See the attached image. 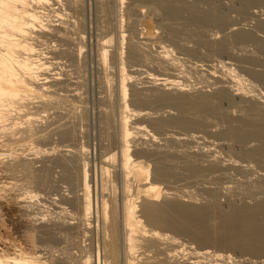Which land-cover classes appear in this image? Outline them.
<instances>
[{"label":"bare ground","instance_id":"bare-ground-1","mask_svg":"<svg viewBox=\"0 0 264 264\" xmlns=\"http://www.w3.org/2000/svg\"><path fill=\"white\" fill-rule=\"evenodd\" d=\"M50 1L51 0H0V157H1L0 158V165H1L0 166V171H1L0 175L3 177H6V178L19 177L20 175H27V176L29 175L28 176L30 178L29 180L32 179V181H33V180H36L37 175L40 174L34 170V166H36L35 163H38L36 161V160H38V158H39V161H42L45 157H50L49 160H47L49 163L59 165V166H63L64 168H69L70 163L75 162L77 165L76 167L79 169V172H80V174L76 173L77 168H74V169H76L75 173L79 174V176H78L79 180L76 178L77 183H75L76 184V189H74L75 194H74L73 198L71 197L72 200L70 197H69L70 198L69 199L68 196L66 195L68 193H65V195L67 196V197L65 196V198L63 197L64 195L60 196V198L62 197L64 199L63 200L61 198L63 201H65L66 198H68L69 201H71L70 206L69 207L67 206L70 210L73 209V208H70L72 201H73V206H75V209L72 211H74V212L72 213V211H69L68 208L64 209L65 204H63V203H62V205L64 207L62 205H61L62 207L60 205H57L58 203L56 205L54 203V205H53V207H55V208L57 207V210L58 209L60 211L66 210V213H63V212H61V213L63 216L67 214L68 215V216L66 215L67 218L69 217L68 220H72V222L65 221L62 218L63 216L61 215V213L59 214L60 211L57 213V215L54 214L56 211L55 212L51 211L53 213V215L51 214V216L56 215V221H59L58 219H60V222L62 221L61 223H59V222L55 223V221H54L55 219L53 220L54 217H52V219L49 218V216L47 217L46 212H45V216L47 218H49V220H47V221H49V222H50V220L53 221V222L51 221V223H53L52 225L57 226V224H58V226H60L61 228L62 227L65 229L67 228L68 229L67 231H69V230L73 231V234L75 236L78 235L77 234V232H78L80 235H82V237L80 235H78L79 236L78 238L84 237V239L86 237H87L86 239H90V238L94 237V236H91V234H92V232H94V230L92 231V229H93L92 224L95 223V220L93 222L90 219H96L95 225L96 224L97 225L95 227H96L97 231L94 228L95 233H93V234L94 235L96 234V237H98L100 235V240H97L96 237L93 239L96 240V243L100 241V244L97 243L98 246L96 244V250L98 251L100 248V251H98V252L96 251L97 252V255H95L96 259H94L92 257L93 256L92 255L93 250L91 248L90 249L87 248V246H89V244L85 247L88 250L92 251L91 253L89 251V253L92 256L87 253L88 250L86 248H85L86 252H84L85 251L83 249L84 247L81 248L83 246L82 244H80V246L82 245L81 247L76 245L78 238L74 237V235H73L72 240H74L76 238L77 239L75 241H69V242L76 243L74 245L76 250L73 248L74 246H72L71 250L73 252H74V250L80 251V253L78 252L79 254L76 252V254H78L80 256L76 255V256H78V257H76L74 255L75 252L73 253L70 250V246L72 244L69 242L66 243V241H64V239H66V237H64V238L62 237V238H59V240L64 241L66 246L68 244L69 249H68V247H67V249L69 250V252H71V254L73 253L72 255H74L75 257L71 256L70 254H69L70 255L69 256L68 255L69 252H67V250H65L67 252V254L65 253L64 249L66 248V246H65V248H63L62 247L63 245L61 246L58 244L60 246V249L63 248L61 250L64 251V254H63V251L61 252L60 250H58L59 248L57 247L58 242L56 243V241H57L56 238H55L56 241L55 242L53 241L54 242L53 245H55V243H56L55 247H57L58 249H56V248H54V249L58 250L60 253H57L58 251L56 252V250H54L56 252V254L53 253L52 251H50L51 252L50 257L52 258L51 259L48 255L49 252H45L46 255H48L47 257H49L51 259V261H54L55 262L54 264H264V200L254 203L253 206L252 205L251 206L243 205L242 209L238 208L240 206H237L235 204H230L229 205L230 208H228V211L223 212V210H222L223 203H221L222 207H220L221 204L219 203L220 204L219 205L218 204L219 201L218 202L216 201V195L214 194L215 193L214 189L211 188L212 191H214V192L211 191L212 193H210L209 198H211V199L207 202L205 201L206 202L205 204L202 202L203 205H202V203L198 204V202H197V204L199 205V206H197V204H195L196 202L192 203L193 202L192 197H189L188 194H184L188 190L190 191V189H188L187 191L185 190L186 191L185 192L184 191L185 188L184 189L182 188V186L184 185L183 184V185H181V187L178 186L181 190H177L183 195L182 196L183 202L173 201L172 199L166 200L164 202H160L159 201L160 199H162V200H163V198L168 199L170 196L174 197L177 193L175 194L176 191L175 192L172 191L173 193H171L169 191V189L171 190V188L167 189L170 186H168L166 189H164L166 186H164V188L162 187L163 183H166V185H168V181H169L168 179H170L169 174H170L171 170L168 171L169 168L167 169V167H166L169 165L168 162L165 163L164 164L165 166H164V165L160 164L158 159H156L158 161L156 163H152L153 159H152V161H150V159H149L152 156L156 158V152L154 153V155H152L153 152H150L152 154H150L148 152L151 150L152 151L155 150L154 147H156L158 149H161L162 147L166 148L167 147L166 144H168L170 146H168L167 152L170 150L169 151V153H170V152H172V150L175 151V149H174L175 147L171 148L172 146L175 145L179 149H183L184 150L183 152H185L184 154L189 158L192 157L191 153H192L193 148L197 147L199 149V152L202 153V154L200 153L198 155H202V159H203L204 158L203 156L205 154V159H206L205 162H207V164L210 163V165H212V167H210L208 165L211 171L213 169H217V167H220L222 170L220 169L217 171H221V172L226 171V173H227L229 171V169H228V167H229L231 169V171L234 170L237 172V174L241 177V179L238 180L239 177L238 178L236 177L237 178L236 180H238V183H237V186L235 185L234 187H235V189H238L240 194H243V192H244L245 195L258 196V193L260 192V190L262 188H264L262 180H261V182L258 181V176H259V178L264 179V174L258 173V171L261 170V169L259 170V168H261L262 166L264 167V96H262L263 93L262 94L258 93L257 87L259 88V85L258 86L256 85L255 86L256 89H255V87L253 86L254 84L252 83L251 80H249V79L253 78V76H254V79H252V80H256L257 82L260 80L263 84L264 83V76H263L264 75V73H263L264 67L261 66L263 68V71H261L262 68L260 67L261 68L260 71L263 74L261 76L260 74L258 75V72H260V71H258L259 66L258 67L256 66V69L252 70L251 67H253V65L252 66L248 65V63L245 62V63H247L248 67L251 66V67H249V69H251V73L249 70L248 74H250V76L248 75L249 77H247V76L244 77V75L237 72V70L233 74V71H235V70H232L230 68V66H232L229 64V63H231V62H229L230 60L228 61L229 63H226L225 60L216 62L218 60L214 61L215 59L212 60L210 58L212 60L211 62L214 61L218 64V69H216L218 71L217 72H216V70L213 71L214 66L212 67V69L210 68L211 66H209V67L207 66V69H203L202 68L203 65L202 64H201L202 66L199 65V62H198L199 60H196L198 58H195V60H194L193 59L194 57H191V59L195 62H198V64L189 59V55L187 53H189V54L191 53L190 56H192V55H194V53H196V52H193L196 49H194L195 47L193 45H191L193 50H191V52H190L188 49V46L186 45L190 41L187 42L185 40L186 37L184 38V36H183V38L185 40L184 45L183 46L180 45L181 38H180V41L177 43H179V45L182 47V48H180V50L181 49L184 50V48L187 47V49L184 50L187 52V53H185L186 55H184V57L185 56L188 57L186 59L190 60V62H189L190 64H191V61L193 62V65L190 66V70L188 69V72H187V69H185L186 66H184L183 63L181 62V60H183V57L179 56V55H181L182 50H181V52L179 50L180 54L179 55L177 54L178 55L177 58L175 57L177 55L174 56V54H172L176 50L172 51L171 49H172L173 45H175L177 43L173 42L171 48L169 49V48H167V45L165 46V45H163L164 43L159 41V38H161L160 36L157 39L158 41L155 40V34H157V36H158L156 29L158 30V28H159L158 32L160 33L161 27L158 26V28L156 27V29L152 27L153 24H152V16L150 14L151 11H152V13H154V12L157 13L159 11L161 17L163 16V18L166 22L167 21L168 22L169 21H173V22L177 21L179 24V22L181 21L182 24H180L179 26H183L184 28H187V26L190 25L192 27L197 28V29L193 28L194 31H195V29L198 31L202 30L200 33V36L202 37L204 35L203 33L207 34V32L211 31V30H209V31L207 30V32H204V27H202V26H206L209 23H211L212 25L209 24V27H210V25L212 27L213 24L215 26L216 25L219 27L221 26V28L223 27L225 16L224 17L222 16V15H224V14H222L224 10H222L223 8L220 7L221 4H220V6L217 5L218 6L217 9L221 10V12L218 10H216V12H215L214 8L216 7V4H214L215 7L213 6V8H211L210 11L207 12L208 16L202 17L203 15L202 16L200 15V14H202V12L199 15L197 14L198 13L197 11L199 9V8H197V6L199 4H197L196 1L195 2L192 1L193 2V4H192L191 0H190L191 4H188L189 1L187 3L186 0H130L131 2L128 4L129 6L127 8H125L124 0H113V3L115 6L113 8L111 5V7H112V10H114V11L113 12L111 10L110 11L113 13V17H114V14L116 17V19L112 18V21L116 20V21H114V24L116 23V27L113 26L114 27L113 32L116 35L113 33L114 34L113 36H116V39H117L116 45L117 46H116V48L114 47L115 49L113 50V59L111 58L112 56L110 58L112 60H114V63H115L114 68H116V69H114V68H112V69L116 70L115 71L116 74H114L116 77H114V78H117V85L115 83L116 79L114 81L115 84L114 83L113 84L115 86H117L116 93H115V95L117 97L116 96L115 97L117 98V101H118V110H116L117 108L115 110L118 113L115 114L113 118H115V116L118 117V118H116L117 122L115 124V127L117 126L116 129H118V131L115 130V132H117V137L115 136V140H117V141H115V143H117V145H116L117 151L116 152H117L118 158H117L116 163L114 162L115 165H113V163H112L113 157L116 156V154L114 156H112L111 152L114 151L113 150L114 148L112 149L113 151L110 152V150H111V147L114 146L112 144L114 142V140L111 141V139L114 137V134H112L113 135L112 136L110 134L111 131H109L108 134H110V136L104 134V135H106L105 139H106L107 143L110 142L113 146L109 147L108 152H104V154L101 156V160H99L100 162H98L99 163V167H98L99 168V170H98L99 171V176H98L99 180L98 181L100 183L99 184V187H100L99 190L101 191V193L99 192V194L101 196L99 198L100 200H99L98 205L94 208L95 205L94 206L92 205V200H91L92 196H90V188H89L90 186L88 183L89 174H87L88 169L86 170L85 161H84L85 158L87 159V157L85 156L86 155L85 152L87 150H85L84 145H83L84 147H80L81 145L79 147L78 146L76 147L75 143H77V142H75V143L73 142L75 145H72L73 144L72 141H78V138L81 137L79 135L80 132H79V134L76 133V131L77 132L79 131V128H78V130H76V129L74 130L75 127L73 128L74 125L71 123V125H73V126H71V128L75 131V132L72 131L71 133H72V135L76 136V139H75L70 134L71 129L69 128V126L66 125V122H68L70 119L74 118V113H75L74 111L76 109L75 107L72 106L73 104H71L72 102L75 103V101L71 102V99L74 100L76 96L78 98L79 97L81 98L82 96H78V95H80L77 93L78 91L75 92L74 89L72 90L73 84L76 81L72 82V80L70 81L67 78H61L59 75H57L58 72H61L60 68H58L60 71H57V73L53 72V70L55 68L57 69V67H60V66H62L61 69H62V71H64L63 66L65 68H71V67H74L75 64L78 65L77 62L80 59L78 61H77V59L80 58L78 56L81 54V47H80L81 44L79 43L80 46L78 47L77 50L72 48V45L74 43L73 40H74V38L76 39V37H74V36H77V35L80 36V33H79L80 29L78 31L76 29L78 21L75 20L74 12L78 11V8L80 6L82 7V4H84V3H79V0H64L63 2H65V1L66 2L62 3V2H60L62 0H59L60 3L57 2V5H60L61 3H62V5L63 4L67 5V6L64 5V8H63L64 10H62L65 12H62L63 14L50 15L51 13H57V11H60L58 9L56 12L54 11L55 9L54 10H52L50 8L46 9V7L51 5L52 1H54V0H52L51 2ZM125 1L129 2V0H125ZM202 1L205 2L206 0H201V4H204V2H202ZM224 1H227V3H228V1H230V0H224ZM54 2H56V0ZM54 2H53V5H54ZM218 2L221 3L222 0H218ZM236 2H238V5H242L241 3L239 4V0ZM240 2H243V0L242 1L240 0ZM254 2H256V3L258 2L259 5L261 4V6L264 7V0H258V1L254 0ZM101 3L103 4L104 2H101ZM108 3H109V1H108ZM111 3H112V1H111ZM127 3H125L126 6H127ZM216 3H217V0H216ZM256 3H254V4H256ZM102 4H100V6ZM223 4L224 3H222V5ZM251 4H252L251 2L250 3H248L247 1L244 2V5L246 8L248 7V5L250 7L251 6H253V7L257 6V5H254V4L251 5ZM105 5L107 6L108 4L106 3ZM231 5H233V4H231ZM244 5H243V7H244ZM65 6L67 7V11L65 10ZM100 6H98V7L100 8ZM106 6H104V7H106ZM135 6H137V7H135ZM226 6H228V5H226ZM54 7L56 8V6H54ZM243 7L241 6V8H243ZM101 8L105 11L108 9V8L104 9L103 6ZM123 8H124V14H122ZM147 8H151L152 10L150 9V12H148ZM219 8H221V9H219ZM241 8L240 9L237 8L240 12V13L238 12V16L241 15V19L243 17L242 15H244L247 12H248V14L244 15L245 18L251 13L253 15L257 16L256 15L257 11H255L256 9H254V11L252 10L253 12H251L252 7L250 9H247V10L244 9L245 11L243 9L241 10ZM100 9L97 8V10L99 11V14H102L103 10L100 12ZM202 9L203 8L201 7L199 10H202ZM204 10H205V8H204ZM248 10H250V12ZM261 10H263V9H261ZM261 10L258 9V11H260V12H261ZM105 11H103V12L106 13ZM243 11L245 13L242 14L241 12H243ZM235 13H237V12H235ZM79 14H77V15L81 17L82 16L81 12ZM110 14L108 16H110ZM203 14H206V13L203 12ZM54 15H56V17H58L59 20H61L60 23H58V24L56 23L58 18L56 19L54 17ZM104 15L102 14L101 16L104 17ZM259 15H260V13H259ZM52 16L55 19H49ZM108 16H106L105 18L109 19ZM261 16H264V15H260V17ZM80 17L77 19H80ZM154 17H157V16L155 15ZM161 17H160V19H161ZM253 17L254 16H250L251 19ZM257 18H259V16ZM261 18L258 20L264 21ZM226 19H227V16H226ZM244 19H242L241 21L245 22L246 19L245 20ZM53 20H56L55 21L56 25L55 24L53 25V23H54ZM164 20H163V23H165ZM81 21L82 20H80L79 22H81ZM108 21H110V19ZM125 21L127 23L124 24ZM251 21H254V20H251ZM158 22L161 23V21H159V20H158ZM158 22H156V23H158ZM168 22L166 23V25L165 24L164 25L167 26L169 24ZM226 22H228V19H227V21L225 20V23ZM156 23H154V24H156ZM163 23H161V24H163ZM228 23L229 24H225V25L226 26L229 25L230 28L231 27H233V28L239 27L238 25H237L238 26L237 27L235 24L233 26H231L230 21ZM258 23H259V21H258ZM126 24H127V28L125 30L124 25H126ZM261 24L262 23H260L258 25V27L255 29H258L261 26ZM78 25H80V24H78ZM81 25H82V22H81ZM104 25H108V24H104ZM109 25H112V24L109 23ZM156 25H160V24H156ZM244 25H246V24H244ZM86 26H85V28H86ZM176 26L178 29V30L176 29L177 31L175 29L168 28V26L164 27L165 30L169 29V32H167V31L165 32V30L162 31V32L167 33V34H165V37L166 36L168 38L174 37L175 31H176V34H178V31H180V29H179L180 27L177 24H176ZM190 26L188 27V30L191 29ZM241 26H240V29H242V31H239V33H237V34H233L234 37L231 35L234 38V39L232 38L231 42L233 41V43H235L234 40H236V42H239V46L243 45L244 42H246V43L250 42L251 44L254 43L255 45L254 44L253 45H254V47L257 46V49L259 48V49H261V51L264 50V43H263L264 39L261 40V38H258V37H257V39L254 38L253 36H251L252 32H251V35H249L247 33L244 34L247 31L245 29L243 30V27L241 28ZM78 27L80 28L81 26H78ZM97 27H99V26H97ZM162 27H163V25H162ZM216 27H214L213 29H215ZM246 27H248V26H246ZM174 28H176V27H174ZM225 28H227V27H225ZM252 28H254V27H251V29ZM82 29H83V27H82ZM99 29H101V25H100ZM102 29H104V28H102ZM102 29L100 30V32L104 31ZM111 30H113V29H111ZM188 30L186 29V32ZM218 30H219V28H218ZM227 30H228V28H227ZM258 30L261 31L262 29L259 28ZM84 31H86V30H84ZM198 31H195V33ZM222 31H225V30H222ZM259 31L258 32L255 31L254 33H259ZM98 32H99V30H98ZM180 32L178 34L179 36L181 35ZM190 32H191V30H190ZM220 32H221V30L216 32L217 35ZM232 32H233V30L231 31V33ZM236 32L237 31L235 30L234 33H236ZM241 32H244V33H241ZM95 33H97V31ZM192 33L194 34V32H192ZM209 33L207 34V35H210L208 38L212 37L211 35L215 34V31H214V33L213 32H209ZM103 34H104V32H103ZM103 34H102V37H103ZM108 34H110V33H108ZM85 35H86V33H85ZM100 35L98 34V36L95 37V39H99ZM178 35H176V36H178ZM198 35H199V32H198ZM217 35L215 37H219V35H221V34H219L218 36ZM169 36H171V37H169ZM190 36H192V34ZM195 36H196V34H195ZM223 36H221V39H219V38H217V39H219L221 42V41H223V39H222ZM259 36L262 37L263 35H259ZM81 37L82 36L78 37L76 40L79 41L78 39H80ZM165 37H162V39ZM215 37L213 35L212 41L214 40V41L219 42V40L213 39ZM225 38H226V36H225ZM81 39H83V37ZM84 39H85V36H84ZM106 39H109V38L106 37ZM188 39L191 40L192 38L189 37ZM76 40H75V42H76ZM113 40H115V39H113ZM125 40L128 41V44H127V42H125ZM202 40H204V38ZM258 40L261 42V44L257 42ZM47 41L50 43H48ZM84 41L85 40L82 41V44H84L83 43ZM100 41H101V39H100ZM200 41H201V39L197 43L199 44ZM204 41H202L203 43H205L203 45H208L209 42L211 43V38L209 39V42H208V39H206V38ZM46 42H47L48 46L50 45L47 48L50 49L49 51L51 52V54L49 52H47L48 50L44 46L46 44ZM124 42H125V44L128 45V50H127L128 56H126L127 60H124V58H123V54L125 52V51H123L124 50L123 49ZM206 42H208V43H206ZM220 42H219V44L215 43L216 45H214V47L211 49L215 50V52L220 53L223 49H225L224 47H225L227 41H224V43H222V42L220 43ZM55 43H56V45H55ZM170 43L171 42L169 41V45H170ZM192 43L195 44V46H196L195 42H192ZM192 43H189L188 45H190ZM246 43H244V46L246 45ZM262 43H263V45H262ZM96 44H97V42H96ZM106 44H107V41L103 40V42L99 44L100 50H98V51H100V52L97 51L99 53V60L101 62L100 64L104 65V67L106 66L105 65L106 58H108L107 57V52H108L107 50L110 49V48H108L106 50V46L108 45V44L107 45ZM166 44H168V43H166ZM75 45H76V43H75ZM210 45L212 46L213 44H209V47L208 46H206V47H208L210 49ZM231 45H232V43H231ZM236 45L234 48L235 50H236ZM247 45H249V44L247 43ZM247 45H246V47H248ZM39 46H41L42 49H40ZM191 46H189V48ZM154 47H156L155 50L153 49ZM227 47H230V46H228V44H227ZM227 47H226V50H227ZM232 47H233V45H232ZM242 47L243 46H241V48L239 47V49H241L242 51L244 49H245L244 51L249 50L246 47L245 48H242ZM250 47H248V48H250ZM44 48H46V52L49 53L51 55V57L49 56V58H48L45 56L47 54H45ZM151 48L154 50V52L151 50ZM173 48H175V47H173ZM199 48H201V46ZM199 48H198V50H199ZM237 48H238V45H237ZM43 49H44V53H42ZM239 49L237 51H240L238 53H240L241 56L243 54L246 56V53L249 54L251 52V51L250 52L246 51V52L242 53L241 50H239ZM230 50L231 49H229V52H230ZM232 50H231V52L235 51V50H233V51ZM254 50H255V48H254ZM254 50L252 49V51H253V53L251 52L252 54H255ZM255 51H257V50H255ZM95 52H96V50H95ZM192 52H193V54H192ZM199 52H201V51H199ZM222 52H224V50ZM262 52H261V54H262ZM204 53L205 52L203 51L200 54V56H201L200 63H202V57L204 58V56H205ZM211 53L212 52H210V54ZM82 54H83V52H82ZM202 54H204V55H202ZM212 54H214V53H212ZM261 54L257 55V53H256L255 56H257V57L259 56L262 60V59H264V57L262 58ZM108 55H110V54H108ZM182 55H183V53H182ZM224 55L225 54H223V57H224ZM244 55L242 56L243 58L245 57ZM198 56H199V54H198ZM248 56H250V55H248ZM248 56H246L247 58L245 57L246 61L250 60V59L252 60V58L253 59L255 58V56L254 57L252 56L251 58L248 59ZM262 56H263V54H262ZM179 57H181L182 59ZM236 57H237V55H235V58ZM242 57L240 59L237 58L238 60H240L239 62H241V60L243 59ZM205 58L207 59L206 56H205ZM235 58L232 57V60ZM256 58L254 60H256V62H257V60L259 58H257V59ZM81 60H83V58ZM81 60L79 61L80 63H82ZM203 60H205V59H203ZM207 60H205V63L207 62ZM66 62H68V64ZM184 62H185L184 63L185 65L188 64L187 61L184 60ZM211 62H209V63H211ZM209 63H208V65H210ZM216 63H214V64H216ZM97 64L99 65V62ZM236 64H234V65H236ZM250 64H252V63L250 62ZM263 64H264V62H263ZM84 65H82V66H84ZM110 65H112V64H110ZM146 65H148L152 69L149 70L148 66H146ZM182 65L184 66L183 68H182ZM204 65H207V63ZM242 65L245 66V64L243 62H242ZM107 66H109V64ZM246 66H245V68H246ZM254 66H255V64H254ZM78 67H79V65H78ZM80 67H81V65H80ZM187 67L189 68V65ZM240 67H241V65H240ZM99 68L101 69L100 66H99ZM106 68L104 69L105 71H106ZM143 68H145L147 70H145ZM238 68H239V66H238ZM241 68H243V67H241ZM241 68H239V69H241ZM81 69L83 70V68H81ZM246 69L248 71V68H246ZM66 70H68V69H65V71ZM71 70H72V68H71ZM73 70L76 71L77 69L73 68ZM75 71H74V76H75V74L78 73L77 71H76L77 73H75ZM239 71H241V70H239ZM247 71L245 70L243 72V74ZM254 71L255 72L257 71L256 74L252 73ZM50 72H52V73H50ZM67 72H69V71H67ZM80 72H81V70L79 71L78 75L80 74ZM53 73H55V74H53ZM236 73L237 74L239 73L240 75H237ZM105 74H107V73L105 72ZM83 75L84 74H82V76ZM193 75L196 77V80H195L196 82L194 84L191 81L192 79L190 78V76H193ZM71 76H72V74H71ZM74 76H72V77H74ZM76 77H77V75H76ZM104 77H105V75L103 76V78ZM246 78H249V79H246ZM79 81H83L82 77H81V80H79ZM104 81H105V79H104ZM139 81L145 87V88L143 87L144 90L142 88V85L139 83ZM256 81H253V82L255 84H257ZM105 82L108 83V81H105ZM135 82L139 83L141 85L142 89L140 88L139 85L135 84ZM79 83H81V82H79ZM106 83H103V85ZM136 85L138 87H136ZM145 85L146 86L149 85V86L146 87ZM81 86H82V84H81ZM81 86H80V88H81ZM195 86H197L199 88V89L197 88L198 92L195 90L196 93H194ZM77 87L76 88L73 87V88L77 89ZM213 87H215L214 91H213L214 93L212 92L213 94H207V93L202 92L203 88H206L205 90L208 91V90H210L209 88H213ZM136 88H138L139 90L141 89L143 94L149 93L148 95H152L154 97V100H153L152 96L150 97L153 100L151 102H147L146 100L142 99L141 98V96H143L142 93L140 96V92ZM199 90H200V92H199ZM260 90L261 89H259V91ZM129 91L131 93L130 94V96H131V102L130 103L128 102ZM79 92H81V91H79ZM113 93H114V91H113ZM208 93H209V91H208ZM110 94H112V93H110ZM145 95H147V94H145ZM234 98L237 99L236 100L237 102L240 100L242 101V103H243L242 106L239 105L240 102H238L239 106L237 105L240 110L239 109L237 110V108H235L237 106L234 102L235 101ZM145 99H147V98H145ZM151 99H149V100H151ZM77 100H79V99H77ZM222 100L226 101L227 103L226 102H224V103L227 104L228 106H230L229 104L235 105L233 108H235L234 110L236 112L239 111V113H237V114H239V116L242 115V113H246L245 116L244 115L241 116V118L243 117L242 119L238 118L240 120V121L238 120L239 123L236 126L233 124L235 126V127H233V126H230V125H232L230 123V120L225 121V122L230 124L228 128H227V126H228L227 123H226L227 126H226V124H223V125H225L224 128H223V125H220L218 123V125H220L222 127V128H220V126H219V128L221 130L225 129V128H227V130H222V131H224V133L222 135L220 132L221 136H220V138H218L219 137L218 135L216 136L214 133H211L212 130L213 131H216V130H214L213 128H212V130L210 129V132H207V133L209 135L213 134V137L216 136V139H218V140L214 139L215 141L206 140L207 139L206 137L204 138L203 136H200L199 134H197V132L192 133V134H188L192 130L191 126H193V130H194V128H196L195 125H197V127H198V125L200 123L202 124V122L204 123V125L205 124L209 125V123H207L208 121L207 122H205V120L201 121V119H207L208 118V120H209V119H211L209 117H213V116L217 117L218 116L217 118L220 117L221 119H223V121L226 120V118L228 116L225 115V117L226 116L227 117L224 118L223 115L226 113H221V112H224L225 110L228 111V109L226 108L223 111L219 107L220 106L219 102ZM79 102L81 103L80 100H79ZM115 103H117V102H115ZM112 105H114V104H112ZM145 105L152 106L154 108H155V106H157V107L158 106H162V107L165 106L163 108L175 110L176 112L179 113L178 114L179 116L176 118L172 117L173 115H176L177 113L175 112V114H174V111H173V114H172V112L170 110L166 109L165 113H168V115L170 114L169 117H166V118H168V120H164V118H163V120L162 119H155V118H153V114H157V113H151L150 111H147L145 108L143 109L142 106H145ZM39 106H41L42 108H45L46 113L49 112L48 117L46 119L43 118L44 114H39L41 112L40 110H42ZM240 106H241V108H240ZM38 107L40 108V110H38L39 109ZM64 107H65V111L67 113H64L63 111H62L63 113L60 112V110L64 109ZM114 107H117V106H114ZM34 108H35V110L40 111V112H38V111H36V112H38V116L41 118L37 119V117L35 118V116H33V115L37 114V113L33 112ZM66 108H68V109L66 110ZM80 110H81V108H80ZM115 110H114V113H115ZM152 110H154V109H152ZM158 110L159 109H157V112H158ZM231 110H232V108H231ZM32 112L34 114H32ZM76 112H78L77 109H76ZM80 112H83V111H80ZM41 113H43V112H41ZM104 113L106 115L109 112L107 113L104 111ZM161 113L163 114V112H161ZM161 113H160V115H161ZM187 114H190V115L191 114H198V115H200L201 119L197 120V118H195L196 117V115H195L194 118L197 120V122H196V120H195V122L194 121L191 122L192 120L186 121L184 119V116H186ZM234 114H236V113H234ZM30 115H32L37 120H39V119L41 120L43 118V120L40 122H42L41 124H43L44 127L39 128V127H42L43 125L42 126L39 125L37 127V125H35V123H37L36 122L37 120L31 119ZM71 115H72V117H71ZM78 115H79V113L77 114V116ZM160 115L156 116V118L157 117L159 118ZM198 115H197V117L199 118ZM106 116H107L106 118L108 119V116H113V115H111V113H110V115L108 114ZM191 116L193 117V115H191ZM45 117H46V115H45ZM66 117L69 118V120L66 119ZM81 117H84V116L82 115ZM81 117H80V119H81ZM194 118H193V120H194ZM217 118H216V120H217ZM233 118H234V116H233ZM233 118L231 117V119H233ZM235 118L237 119V116ZM65 119L68 121L65 122ZM83 119L84 118H82V120ZM101 119H104V117ZM105 119L103 121H105ZM189 119H191V118H189ZM43 121L46 122L45 123L46 125L43 123ZM71 121L75 122L74 120H71ZM111 121H113V120L111 119ZM217 121H220V119ZM231 121H232V123L237 122V120L236 121L231 120ZM77 122L78 121H76L75 123H77ZM107 122H109V120ZM210 122L212 123V119ZM225 122H223V123H225ZM221 123H222V121H221ZM38 124H40V123H38ZM77 124H75V126ZM109 124H113V123H109ZM78 125H80V124H78ZM106 126L104 128H106ZM111 126L109 125V126H107V128L111 127ZM112 127H111V129H112ZM168 127L170 130L168 129ZM170 127L171 128L174 127L173 129H175L176 127H177V129H179V128L184 129L185 127H187V130H190V131H186V132L183 131L184 133H187V134H184L183 132H182L183 134L174 133V131L171 132ZM199 128L202 129V126L199 125ZM199 128H197V130L201 131V129H199ZM114 129H112V131ZM204 129H206V128H204ZM166 130H168V132ZM175 131H177V130H175ZM115 132H113V133H115ZM73 133H76L77 135L73 134ZM198 133H200V132H198ZM54 135L59 136L61 139H63V141L65 139L69 138V136L71 135L72 139H75V140H72L70 145H62L60 147H58V145H57V147H49L48 148L46 146V144H44L47 148L41 149L43 145L42 146H40V145H41V143H43L42 141L45 139V137H47V136L52 137ZM104 135H103V138L105 137ZM78 136H80V137H78ZM222 136L226 138L225 141L227 143L225 142V144H227L229 147H230L231 143L233 144V141L234 142L236 141L237 144L239 143L241 145L242 149H244V148L248 149V147H246V146L251 147V149L249 148L250 150H248L247 152H244V154L242 153L243 154V156L241 157V158H243L242 162H234L233 161V160H237V159L239 160V158L235 157L236 155H232L235 157V159H232V160L227 159L226 160V158L224 157V153L226 154L225 151H222V153H220V155H222L223 159H221L220 156H218L219 155L218 153L221 150H223V148L221 150L219 149L220 146L223 147V144L221 143L222 145H220L221 141L220 142H217V141L221 140V138H223ZM209 138H210V136H209ZM48 140L49 139H47V141ZM227 140H229V141L233 140V141L229 142ZM36 141H41V143H39L40 147L35 144ZM47 141L45 140V143H47ZM49 142H51V139H50V141H48V143ZM68 142H70V140H67V143ZM222 142H224V141L222 140ZM228 142L230 144H228ZM107 143L106 142L103 143V144H105V147H106ZM171 144H172V146H171ZM148 145H150V149H149V147H147L145 150V146H148ZM240 145H238V146L240 147ZM73 146H75L76 148ZM151 146L154 149L151 148ZM238 146L235 147V151H234L235 153H236V148H238ZM241 147L238 148L239 149L238 151L241 150L240 152L243 151L241 149ZM24 148H28L29 151L32 152V155H31V153H29L30 156H33V158L36 160H34L33 158H30V157H29L30 159L28 157L26 158V156L23 155L24 154L23 150H25ZM131 148L132 149L135 148V150H133V152H132ZM217 148L219 149V151H217ZM224 148L226 149L225 146H224ZM107 149H108V147L105 148V151ZM147 149H149V150L147 151ZM179 149H177V150H179ZM231 149H233V148H231ZM231 149H229V150H231ZM194 151H195V149H194ZM176 152H174L172 154H175ZM180 152H179V154L182 153V152L181 153ZM229 152L231 154L233 151H229ZM55 153L57 154L56 155L57 158L53 157V155H55ZM113 153H115V152H113ZM38 154L39 155L41 154L43 156L41 158V160H40L41 155L39 156ZM162 154L164 155V152ZM195 154L197 155L196 151H195ZM195 154L193 153V156ZM158 155H159V153H158ZM27 156H29V155H27ZM37 156H38V158H35ZM82 156H85V158L83 159ZM167 156H168V154H167ZM174 156L180 157V156H177V154ZM230 156L231 155H229V157ZM172 157H170V158H172ZM162 158L164 159V156ZM198 158L200 159L201 156H199ZM198 158H197V160H198ZM114 159H116V157H114ZM165 159H166V156H165ZM165 159H164L163 163L167 161ZM167 159H169V158H167ZM174 159H175V157H174ZM183 159H185V158H183ZM169 161H170V159H169ZM174 161H176V160H174ZM182 161L178 160V162H180V163ZM186 161H185V163H186ZM194 161H195V163H194ZM194 161H193V163L196 164V159H194ZM202 161H204V159L201 160V162ZM201 162H199V163H201ZM172 163H171V166H172ZM189 163H190V161H189ZM193 163H191V165H193ZM199 163L197 161V166ZM42 164H44V163H41V167H42ZM166 164H168V165H166ZM207 164H206V166H207ZM213 164H216L217 166H213ZM258 164L261 167H258L259 166ZM48 165L51 168L50 164H48ZM87 165L88 164L86 163V166ZM150 165L153 166V167L151 166L152 167L151 169H150ZM186 165L189 166L190 164L186 163ZM180 166L178 163V168H181ZM36 167H35V169H37ZM74 167H75V165H74ZM199 167L201 168V166H199ZM44 168H42V169H44ZM183 168H185V166ZM183 168H181V170ZM186 168H189V167H186ZM202 168L205 169V167H202ZM71 169H70V171L73 172L74 170L73 169L71 170ZM95 169H97V166ZM203 169L201 171H204ZM207 169H206V171H207ZM51 170L50 171L48 170L47 173L52 172ZM187 170L189 173L191 172L193 175V172H194L193 168H189ZM34 171L37 172L36 175H35V173L32 174V172H34ZM61 171H60V177L59 178H61V176H62ZM98 171H97V173H98ZM201 171H199V173H201ZM217 171L215 173H217ZM39 172H40V169H39ZM69 172L66 174H68L69 176L71 175V178L72 179L74 178V180H76L75 179L76 176L74 177L71 174V172H70V174H69ZM88 173H90V172H88ZM189 173H187V174H189ZM211 173H214V170ZM211 173H209V174L211 175ZM226 173L224 176H227ZM42 174H43V172H42ZM49 174H51V173H48V175ZM31 175L32 176L35 175V178L33 179V177ZM68 175H66V177H69ZM95 175H97V174L95 173ZM216 175L218 176L219 173H217ZM230 175H231V173H230ZM234 175H236V174H234ZM38 176H40V175H38ZM190 176H191V174L189 175V178H190ZM221 176H223V174ZM41 177H42V175H41ZM46 177H48L47 174H46ZM98 177L95 179H98ZM218 177H216V179ZM230 177L227 176V178H230ZM251 177H253V179L255 178L254 181H252L253 179H251ZM38 178H40V177H38ZM202 178H205V177H202ZM222 178H226V177H222ZM222 178L219 177V180ZM21 179H22V177H21ZM47 179H49V178H47ZM47 179H45V180H47ZM198 179L200 181L201 178H198ZM25 180H26V178H25ZM29 180L27 178L26 183H30ZM40 180L42 181V179H40ZM190 180H189V183L194 182L193 180H191V181ZM202 181H204V180L202 179ZM213 181H214V179H213ZM228 181L230 182V180H228ZM231 181H232V178H231ZM113 182L114 183L116 182V184H117L116 189H118V193H119V194L117 193L119 197L117 198V196H116V199L115 198H113V199H115V201L117 200L118 203H115L110 198V196L112 195L111 194L112 192L110 191V189L113 185ZM35 183L38 184L39 186L43 187V185H40L39 182H35ZM71 183L74 186V182H72V180H71ZM196 183H197V181H196ZM196 183H194V184H196ZM205 183H208V182L206 181ZM214 183H215V181H214ZM225 183H227V180L225 181ZM24 184H22V185H24ZM33 184H34V182H33ZM36 184H34L35 187H36ZM203 184H201V185H203ZM34 185H32V186H34ZM186 185H188V183L185 184V186ZM206 185L209 186V185H212V183L211 184L208 183V184H205L203 186L208 187ZM213 185H217V183L213 184ZM221 185L222 184L220 183V186ZM232 185H233V183H232ZM232 185L230 186L231 188H233ZM73 186H71V188ZM52 187H50L48 185V187H46V189H51ZM95 187H96V184H95L94 188ZM114 187H116V186H114ZM176 187L177 186L175 184V189H176ZM196 187L198 188L199 186L197 185ZM240 187L241 188L243 187V190L241 189L242 193H241V190L239 189ZM24 188H23V190H24ZM36 188H41V187H36ZM197 188H196V190H198ZM199 188L202 189L201 187H199ZM217 188L219 189V187H217ZM16 189L17 188H15L14 183L9 184L8 186L5 185L4 187L1 186L0 187V200L4 201V202L8 201L10 203L14 202V200H16L14 198L15 196L11 197L10 195L14 194ZM68 189H69V186H68L66 191L65 190H63V191L67 192ZM205 189L206 188H204L203 192H205ZM23 190H22V192H23ZM25 190H24V192H25ZM207 190H209V189L207 188ZM224 190H226V192L229 191V187L225 186ZM231 190H233V189H231ZM189 191H188V193H189ZM217 191L218 190L216 189V192ZM219 191H220V189H219ZM20 192H21V190H20ZM70 192L71 191L69 190V194H70ZM96 192H94V193H96ZM114 192L116 193V191H114ZM201 192L202 191H200V193ZM231 192H233V191H231ZM261 192H263V191H261ZM71 193H73V191ZM97 193H96V196H97ZM108 193L110 196L108 195ZM196 193L197 192L194 191L193 195H195ZM207 193H209V192L206 191V194ZM220 193H223V192H220ZM20 194L24 195V193H20ZM31 194H33V193L32 192L30 193V191H28V192H26L25 196L30 195V197H32V196L35 197V195H31ZM35 194H36V192H35ZM62 194H63V192H62ZM228 194H230V193H228ZM228 194L226 193L225 194L226 196L224 195L223 198L224 197L226 198ZM22 195H20V196H22ZM72 195L73 194H71V196ZM36 196H37V198L38 197L40 198V195L38 196V194H36ZM44 196H45V194H44ZM179 196H180V194H179ZM190 196H192V195H190ZM203 196H204V193H203ZM228 196H230V195H228ZM233 196H234V194H233ZM238 197H241V196H238ZM259 197H260V195H259ZM53 198H55V197H53ZM174 198L176 199L177 197H174ZM178 198H179L178 200H180L181 197H178ZM229 198L231 199V197H229ZM232 199L235 200V198H232ZM19 200H20V202H24V201H21L20 197H19ZM34 200H36L37 203L33 202ZM34 200L32 201L33 202L32 205H26V204L31 203V202L29 203V201L27 203L25 202L26 206L23 205V207L25 206V208H23V207L22 208L23 209L29 208L28 210H30L31 207H35V210H36L37 205L39 203H38L37 199H34ZM17 201H18V199H17ZM52 201H53V199H52ZM52 201H50L49 204H51ZM96 201H97V199H96ZM96 201H95V203H96ZM194 201H197V200H194ZM198 201H199V198H198ZM44 202L45 201H43V203ZM238 202H239V200H238ZM64 203H66V202H64ZM225 203H224V205H225ZM249 203H251V202H249ZM33 204H36V206H34ZM59 204H61V203H59ZM42 205L43 204H41V205L39 204V207ZM44 205H43L44 208L40 207V208H38V211L40 209L41 210L46 209V206H44ZM227 207H228V205H227ZM224 209L227 210V208H225V207H224ZM47 210H49V209H47ZM52 210H53V208H52ZM32 211L35 214V211L33 208H32ZM40 211H39V213H40ZM67 211L71 212V213H67ZM27 213H29V212H27ZM36 213H38V212H36ZM49 215H50V212H49ZM58 215H60L61 218H60V216H59V218H57ZM33 216H34L33 217V219H34L36 217V214ZM45 216H42L41 218L44 219ZM93 216L95 218H93ZM30 217H31V215H30ZM23 218L24 217H22V218L20 217L21 220ZM18 219H19V217H18ZM33 219H29V221L31 220L30 222H32L34 224L36 221L33 222L34 221ZM37 220H38V217H37ZM7 221H9V220H7ZM24 221H22V222H24ZM43 222H44V220H43ZM25 223H27L29 225V222H25ZM37 223H35L34 225L36 226ZM47 223H45V224H47ZM20 224L23 227V224L21 222H20ZM27 224H25V225H27ZM65 224L67 225V227ZM73 224H76V226L75 225L73 226ZM64 225H65V227H64ZM91 225H92V228H91ZM38 226L39 225H37L36 227L38 228ZM49 226L50 225H48V227ZM58 226H57V228H58ZM31 227H33V225ZM48 227L44 228V230L45 229L47 230ZM42 228H43V226H42ZM59 228H58V231L61 232L63 228L62 229L60 228V230H59ZM0 229L5 231L3 224H0ZM31 229H33V228H31ZM53 229H55V228H53ZM65 229H63V231H65ZM33 230H35V229H33ZM39 230H41V229H38V231ZM41 231H43V230H41ZM71 231H69L68 235H66V232H64V234L67 237H71V236H69V235H72ZM33 232H36V231H33ZM33 232L27 231V233H30V234H34ZM168 232L169 233L171 232V233H174L175 235H178V238H176V236H174L173 234L172 235L168 234ZM9 233H11V232H9ZM21 233L23 234V232H21ZM35 234H37V232ZM184 234H186V236L189 235L195 242L198 243L199 246L198 245L196 246L194 244V246H196V247H194L192 244L183 243L185 240L183 242H181L179 239V235H182L184 237L185 236ZM47 235H48V233H47ZM217 235H218V237H217ZM22 236L24 237V235H22ZM22 236H21V238H22ZM26 236H27L26 238L24 237L25 238L24 241L27 243V244L25 243V246L27 245L29 247L28 249H25V248H27V246L25 248H23V246L21 247L17 241L18 239L16 240L17 242L14 240H11L5 231V234L0 237V243L3 244V246H4L3 248L0 247V264H48V262L45 261L46 255L44 254V251H43L44 249L42 250L40 248L42 246H40V247L38 246L39 250L41 249L40 252H38V250L36 251L37 248L34 247V245L36 243L38 244L37 240L38 239L40 240V238H38V237L36 238L34 236L35 240H36L35 241L33 235L27 234ZM31 236L33 237L32 240L35 241V242L33 241L34 242L33 245H31ZM51 237H52V234H51ZM42 238H44V237H42ZM156 238H158L162 241H159ZM53 240H54V238H53ZM78 240H80V239H78ZM85 240H83V241H85ZM24 241H23V244H24ZM165 241L167 243H171V244H172V242H174V243L179 242V243H182L185 245L192 246L194 248L191 247V249H189V248L175 247L174 245H167L165 243ZM59 243L61 244V242H59ZM218 243L223 244V246H225L227 248L228 252H229V249H228V247H229L230 252L232 250L233 252L236 251V252H240L242 254L240 256H238V258H237V257L232 256L235 253H233V252H231V254L228 253L226 248H224L225 251H223V249H217V250L215 249L214 250L213 249V248H215L214 246L217 245ZM35 246H37V245H35ZM77 246L80 247V249L77 248ZM43 248H45V245ZM92 248H94V247H92ZM42 251H43V253H42ZM96 252H94V253H96ZM99 252H100V254H99ZM62 254H63V256H62ZM99 255H100V257H99Z\"/></svg>","mask_w":264,"mask_h":264},{"label":"rangeland","instance_id":"rangeland-1","mask_svg":"<svg viewBox=\"0 0 264 264\" xmlns=\"http://www.w3.org/2000/svg\"><path fill=\"white\" fill-rule=\"evenodd\" d=\"M51 1H52V0H51ZM51 1H50V2H51ZM54 1H55V0H54ZM54 1H52V4L50 3L52 6L49 5L48 7H46V9H49V8L52 9V10L55 9V10H54L55 12L57 11V9L60 10V11H57V13H51L50 15H53V14H63L62 12H65V11H62V10H64L63 8H64V5H66V4H63V5H62V3H65L66 1H65V2H63L64 0L60 1V2H62L60 5H57V2L60 3L59 0H58V1L56 0V2H54ZM97 1H98V2H97ZM105 1H106V2H105ZM108 1H109V3H108ZM111 1H112V3H111ZM111 1H110V0H104V1H103V0H81V1L79 0V3H84V4H82V7L80 6V7L78 8V11L74 12V17H75V20L78 21V24H80V25L77 24L76 29H77V31H78L79 29L81 30V31L79 30V33H80V36L83 37V39H81V38H82V37H81L80 39H78L79 41H77L76 39H77L78 37H80V36H78V35L76 34L77 36H74V37H76V39L74 38V40H73L74 43H73V45H72V48H74V49L77 50L78 47L80 46L79 43L81 44V46H80V47H81V54L78 56V57H80V58H78L77 61H78L79 59L81 60V59L83 58V60H81L82 63L79 62L80 60H79L78 62L76 61V62L78 63V65H79V67H78L77 64H75L74 67H71L72 70H71V68H65L64 66H63V70H64V71H62V69H61L62 66L57 67V69L55 68L56 70H55V69L53 70V72H55V73H57V71H60V70H61V72H58V73H57V75H59L61 78H67V79H69L70 81L72 80V82L76 81V82L73 84V87H75V88H76L77 86H78V87H77V89H75V88L72 87V90L74 89L75 92L78 91L77 93L80 94V95H78V94H77V95H78V96H82V97H81L82 99L85 97V98H84L85 100H84V99L82 100L80 97L78 98L77 96L75 97L76 100H75V99L73 100V99L70 98V99H71V102H72V101H75V103L72 102L71 104H73L72 106L75 107V108L78 110V112H76V109H75L74 112H75L76 114L74 113V118L69 120V118H67V117H68V116H67L66 119H68L69 121L65 119V122L68 121V122H66V125L69 126V128L71 129L70 134L72 135L71 132L74 131L75 129L78 130V128H79V131H78V132L76 131V133L79 134V132H80L79 135H80L81 137H80V136H78V137H80V138L77 137V138H78V141H72V140H75V139H76V136H75V135H72V137L75 138V139H72V137H71V135H70V136H69V138L71 137L70 139L67 138V139H65V140L63 141V139H61L59 136L54 135V136H52V137H48V136H47L48 138L45 137V139L42 141L43 143H41V141H36V143H35V144L38 145V146L40 145L39 143H41L40 146L43 145L41 149H45V148H47V147H48V148H49V147H57V145H58V147H60V146H62V145H70V144H71V141H72V143H73V142H74V143L77 142V143H75L76 145H75L74 143L72 144V145H75L76 147H77V146L79 147L80 145H81L80 147H84V146H85L84 148H85V150H87V151L85 152L86 155H85V154H84V155L87 157V159L85 158V156H82V158H83V159L85 158L84 161H85V167H86V170L88 169L87 171L90 172V173L87 172V174H89V176H88V177H89V178H88V183H89V186H90V187H89V188H90V196H92V197H91L92 205H93V206L95 205L94 208L98 205L99 200H100L99 198H100V196H101V195L99 194V192L101 193V191L99 190V188H100V187H99V184H100V183H99V181H98V180H99V177H98V176H99V171H98V170H99V168H98V167H99V163H98V162H100L99 160H101V156L104 154V152H108V151H109V147H110V146H113V145L116 147V148H115V147L113 146V147H111V150H110V152L113 151V150H114L113 152H115V153L111 152L112 156H114V155L116 154V156H114V157H116V159H114V157H113V162H112L113 165H115V163H116V161H117V158H118V157H117V152H116V151H117V146H116L117 143H115V141H117V140H115V136L117 137V132H115V130L118 131V129H116L117 126L115 127V124H116V122H117V119H116V118H118V117L115 116V118H113L114 115L118 113V112L116 111V110H118V101H117V98H116L117 96L115 95V93H116V89H117V86L114 85L115 83H116V85H117V78H114V77H116V76L114 75V74H116V72H115L116 70H113V69H112V68L115 67L114 60H112V59H113V50H114V49L116 48V46H117V45H116V44H117V39H116V36H113V35L115 34V33L113 32V31H114V27H116V23L114 24V21H116V20H113V21H112V18H113V19H116V17H115V14H114V17H115V18L113 17V13H112V12H113L114 10H112V7L114 8L115 5H114V3H113V0H111ZM188 1H189V3H188ZM192 1H194V2L196 1V3L199 4V5L197 6V8H199V9H200L201 7L203 8L202 10H199V9H198V11H197V12H198V13H197L198 15L202 12V14H200L201 16L203 15L202 17H206V16H208V15H207V12L210 11V9L213 8V6L215 7L214 4H216V7L214 8V9H215V12H216V10H218L217 8H218V6H220V4H221L220 7L223 8L222 10H224L223 13H222V14H224V15H222V14H221V15H222L223 17L225 16L223 27L225 26V27L228 28V30H229V29H230V30L228 31L227 28H225V27H224V28H223V27L221 28V26L219 27V26L216 25V26L219 28V30H218V28H217L214 24H213V26L216 27V28L213 29L214 27H213V26L211 27V25H212L211 23H209V24H211L210 27H209V24L206 25V26H202V27H204V32H207V30H208V31L211 30V31H209V32H213V33H214V31H215V34H216V35H217L216 32H218V31L221 30V32L219 33V34H221V35L218 34L219 37H215L216 35L212 33V34L214 35V37H215V38H213V39H215V40H219V39H221V36H223V35L225 34V35L223 36V38H222L223 41H221L222 43H224V41H227V42H226V45H225V47H224L225 49H223L225 53L222 52L223 50L219 53V52H215V50H212V49H211V48L214 47V45L219 44L220 40H219V42L213 40V41H214V42H213V41H212V37H213V35H211L212 37H210V38H211V43H210V42H209V39H210V38H208L210 35H207L209 32H207V34L203 33V34H204V35H203L204 37H203V36H202V37L204 38V40H205V38L208 39V42H209V43L206 42V43H208V45H203V44H205V43L202 42V41H204V40H202L203 38L200 36V33H201L202 30H201V31H200V30L198 31V30H196V29H197L196 27H192V26H190V25H189V26L191 27V29L188 30V27H189V26H187V28H184L183 26H179L180 24H182L181 21H180L181 23L179 22V24H178L177 21H176V22H173V21H169V22H168V21H167V22L169 23L167 26H168V28H170V29L172 28V29H175V30H176V29H177L176 24H177V25L180 27L179 29H180V31H181V32L178 31V34H179V32H180L181 35L179 36L178 34H176V31L178 30V29H177V30L175 31V36H174V37L169 36V37H171L172 39H171V38H168L167 36L165 37V34H167V33H165V32H166V31L169 32V29H168V28H167L168 30H165V29H164V27H167V26H165L167 22L164 20L163 16L161 17L159 11H158L159 13H158V12H157V13H158L160 16H159L156 12H154V13H152V11L150 12V9H151V8H147V11L150 12V14H151V16H152V24H153L152 27L155 28V29H156V27L158 28V26L161 27V29H160V33L158 32L159 28H158V30L156 29V32L158 33V36H157V34H155V40H157V39L159 38V36H160L161 38H159V41H161L162 43H164L163 45H165V46L167 45V48H169V49L171 48L173 42H174V43H175V42H176V43L179 42V41H180V38H181V41H182V42L180 41V45H181V46L184 45L185 40H186L187 42L190 41L189 43H192V42H195V43H196V46H195V44H193V43L190 44V45H188L189 43L186 44V45L188 46V49H189L190 52H191V50H193V48H192L191 45H193V46L195 47L194 49L197 50V51H196V50L193 51V52H196V53H194V55H192V56H190L191 53L189 54V53H187L186 51H184V50L187 49V47L184 48L185 46L183 47L184 50L181 49L183 55H182V53H181V55H179V54H180V53H179V50H180V48H182V47L179 45V43L173 45V47H175V48L172 47V49H171L172 51L176 50L175 52L172 53V54H174V56L178 54L179 56H182V57H183V60H181V59H182L181 57H179V58H181L180 60H181V62L183 63V65L186 66L185 69H187V72H188V69L190 70V66L193 65V62H195V61H193V60L191 59V57H194V58H193L194 60H195V58H198V59H196V60H199V61H198V62H199V65H201V64L203 65V66L201 65L203 69H207V66H208V67L211 66L210 68L212 69V67L214 66L215 68L213 67V71L216 70V69H218V64H217L216 62H219V61H222V60H223V61L225 60L226 63L231 62V63H229L230 65H232V66H230V68H231L232 70H235V71H233V74H234V72H236V70H237V72H239L240 74L244 75V77H245V76H247V77L250 76V74H248V73H249V70H250V73H251V69H249V67H251L252 65H253V67H251L252 70H253V69H256V66H257V67L259 66V69L257 68L258 71H260L261 68L264 67V66H263V65H264V64H263L264 59L261 60V58H260L259 56H258V57L255 56L256 53H257V55H260L261 52L263 51V52H262L263 56H262V54H261V57L263 58V57H264V50L261 51V49H259V48L257 49V46L254 47L255 44L253 43V44H254V45H253V44H251L250 42H247L249 45H247L246 42H244V43H246V45H247L248 47L251 46V47H252V48L250 47L251 49L248 48V47H246V45L244 46V43H243V45H240V46H239V42H236V40H234V42L238 45V48H237V45H236L235 43H233V41L231 42L232 38L234 37L233 34H237V33H239V31H242V29H240V26H241V25H242L241 28L243 27V30L245 29V30L247 31V32L244 31L245 33H244V32H241V33H244V34L247 33V34L251 35V32H252V35H251V36H253L254 38L257 39V37H258V38H261V40L264 39V37H263V36H264V29H263V28H264V21H262V20H261V21L258 20V19H260L261 17H262L261 19L264 20V16H261V17H260V15H264V7L261 6V4L259 5L258 2H257V3H258V4H257L256 2H254V0H246L248 3H250V2H251L252 4L256 3V4H254V5H257V6H254V7L251 6L252 8L248 5L249 8H248V7L246 8L245 5H244V2H246L245 0H243V2H240V0H239V4L241 3L242 5H238V2H236V1H238V0H236V1H235V0H230V1H228V3H227V1H224V0H222L221 3H219L218 0H217V3H216V0H206L205 2L202 1V2H204V4H201V0H191V2H192ZM241 1H242V0H241ZM255 1H258V0H255ZM53 2H54V5H53ZM101 2H104V3H103L104 5H103ZM124 2L127 3L128 1L126 2V1L124 0ZM130 2H131V1L129 0V2L127 3V6H126V4L124 3L125 8H127V7L129 6L128 4H129ZM186 2H187L188 4H191V3H190V0H186ZM225 2H226V3H225ZM230 2H231V3H230ZM106 3L108 4L107 6L105 5ZM187 3H186V4H187ZM196 3H195V4H196ZM222 3H224V4L222 5ZM235 3H236L237 5H236ZM100 4H102V5L100 6ZM192 4H193V2H192ZM205 4H206V5H205ZM212 4H213V5H212ZM229 4H230V5H229ZM231 4H233V5H231ZM252 4H251V5H252ZM80 5H81V4H80ZM96 5H97V6H96ZM109 5H110V6H109ZM111 5H112V7H111ZM217 5H218V6H217ZM226 5H228V6H226ZM243 5H244L245 8L243 7ZM54 6H56V8H55ZM59 6H60V7H59ZM66 6H67V5H66ZM66 6H65V10L67 11V7H66ZM95 6H96V7H95ZM98 6H100V8L103 6L104 9H107V8H108L109 10L107 9V10L105 11V10H103L102 8L100 9ZM104 6H106V7H104ZM205 6H206V7H205ZM222 6H223V7H222ZM225 6H226V7H225ZM239 6H240V7H239ZM241 6H242L243 8H241ZM258 6H259V7H258ZM135 7H137V6H135ZM224 7H225V8H224ZM60 8H61V9H60ZM97 8L100 9V12H101L102 10L106 12V13H104V12L102 11V14H103V15L105 14L104 17L101 16L102 14H99V11L97 10ZM110 8H111V9H110ZM204 8H205V10H204ZM221 8H219V9H221ZM231 8H232V9H231ZM237 8H239V9L241 8V10H242V9H243V10H244V9L247 10V9H250V8H251V12H253L254 9H256L255 11H257V12H256V13H257V14H256L257 16H255V15H253V14L251 13V14H249V15L245 18L244 15H245V14L247 15L248 12L246 11L247 13H245V12H244L245 10H244V11L241 12V13H242V14L245 13V14L242 15V16L246 19V21H245V22H244V21H241V20L244 19V18L242 17V19H241V15L238 16V12H239V10H238ZM260 8L263 9V10H261ZM206 9H207V10H206ZM236 9H237V10H236ZM258 9L261 10V12L258 11ZM110 10H111L112 12H111ZM151 10H152V9H151ZM241 10H240V11H241ZM252 10H253V11H252ZM79 11L81 12V15H82L81 17L77 15V14L80 13ZM218 11L221 12V10H218ZM248 11L250 12V10H248ZM262 11H263V12H262ZM60 12H61V13H60ZM107 12H108L109 14L111 13L112 15L110 14V16H108L109 14H108ZM203 12L206 13V14H203ZM235 12H237V13H235ZM82 13H83V14H82ZM97 13H98V14H97ZM239 13H240V12H239ZM259 13H260V15H259ZM262 13H263V14H262ZM84 14H85V15H84ZM122 14H124V8H123V13H122ZM76 15H77V16H76ZM79 15H80V14H79ZM94 15H95V16H94ZM155 15H156L157 17H154ZM185 15H186V14H185ZM96 16H97V17H96ZM106 16L109 17L110 21H108L109 19L105 18ZM158 16H159V17H158ZM201 16H200V17H201ZM226 16H227L228 22L230 21V25H231V26H233V25L235 24L236 26L238 25L239 27H238V26H237L238 28H235V27H234V28H235V29H234L233 27L230 28L229 25L226 26L225 24H229L228 22L225 23V20L227 21ZM250 16H254V17L251 19ZM258 16H259V18H257ZM54 17H55L56 19L58 18V17H56V15H54ZM79 17H80V19H77V18H79ZM110 17H111V18H110ZM160 17H161V19H160ZM238 17H239V18H238ZM55 18H53V16H52V17H50L49 19H55ZM158 18H159V19H158ZM249 18H250L251 20H254L255 22H254V21H251ZM256 18H257V19H256ZM207 19H208V18H207ZM239 19H240V20H239ZM245 19H244V20H245ZM248 19H249L251 22H250ZM80 20H82L81 22H82V25H83V26L81 25V22H79ZM124 20H125V19H124ZM154 20H155V21H154ZM158 20L161 21V23H163V20H164L165 23L161 24V23L158 22ZM51 21H52V20H51ZM53 21H54V23H53V22H52V23H53V25H54L56 20H53ZM107 21H108L110 24H112V25H109V23H108ZM247 21H248V22H247ZM256 21H257V22H256ZM258 21H259V23H258ZM60 22H61V20H59V18H58L56 23L58 24V23H60ZM84 22H85V23H84ZM111 22H112V23H111ZM156 22H158V23H156ZM243 22H244V23H243ZM246 22H247V23H246ZM253 22H254V23H253ZM125 23H127V22L125 21L124 24H125ZM154 23H156V24H160V25H156V24H154ZM256 23H257V24H256ZM260 23H262L261 26L259 27L260 29H262L261 31L258 30L259 28H258V29H255V28L258 27V25H259ZM85 24H86L87 26H86ZM97 24H98V25H97ZM104 24H108V25H104ZM113 24H114V25H113ZM164 24H165V25H164ZM239 24H240V25H239ZM244 24H246V25H244ZM247 24H248V25H247ZM55 25H56V24H55ZM95 25H96V26H95ZM100 25H101V29L104 28V29H102V30H104V31H102V32H100L101 29H99ZM154 25H155V26H154ZM162 25H163V27H162ZM251 25H252V26H251ZM256 25H257V26H256ZM78 26H81V27L79 28ZM85 26H86V28H85ZM97 26H99V27H97ZM109 26H110V27H109ZM113 26H114V27H113ZM172 26H173V27H172ZM246 26H248V27H246ZM82 27H83V29H82ZM112 27H113V28H112ZM174 27H176V28H174ZM251 27H254V28L251 29ZM262 27H263V28H262ZM90 28H91V29H90ZM105 28H106V29H105ZM126 28H127V24L124 25V29H125V30H126ZM193 28H196L195 31H198V32H199V35H198V32L195 33V31H194ZM210 28H211V29H210ZM109 29H110V30H109ZM111 29H113V30H111ZM162 29H163V30H162ZM186 29L188 30L187 32H186ZM192 29H193V30H192ZM199 29H200V28H199ZM239 29H240V30H239ZM82 30H83V31H82ZM84 30H86V31H84ZM93 30H94V31H93ZM98 30H99L100 33L98 32ZM164 30H165V32H162V31H164ZM190 30H191V32H190ZM205 30H206V31H205ZM217 30H218V31H217ZM222 30H225V31H222ZM232 30H233V32L231 33ZM235 30L237 31L236 33H234ZM90 31H91V32H90ZM96 31H97V33H98L99 35H100L101 33L103 34V32H104L103 37H102V34H101V35H100V38L98 37L99 39H95V37L98 36V34L95 33ZM109 31H110V32H109ZM255 31H257V32L259 31V33H254ZM111 32H112V33H111ZM192 32H194V34H193ZM222 32H223L224 34H223ZM226 32H227V33H226ZM228 32H229V33H228ZM249 32H250V33H249ZM81 33H82V34H81ZM85 33H86V35H85ZM94 33H95V34H94ZM108 33H110V34H108ZM113 33H114V34H113ZM163 33H164V34H163ZM253 33H254V34H253ZM262 33H263V34H262ZM96 34H97V35H96ZM189 34H190V35L192 34V36H190ZM195 34H196V36H195ZM209 34H210V33H209ZM222 34H223V35H222ZM115 35H116V34H115ZM176 35H178V36H176ZM201 35H202V34H201ZM218 35H217V36H218ZM228 35H229V36H228ZM231 35H232L233 37H232ZM259 35H263V36L261 37V36H259ZM84 36H85V39H84ZM110 36H111V37H110ZM183 36H184V38L186 37L185 40H184ZM225 36H226V38H225ZM106 37L109 38V39H106ZM162 37H165V38L162 39ZM189 37H191L192 39L189 40V39H188ZM197 37H198V38H197ZM87 38H88V39H87ZM177 38H178V39H177ZM217 38H219V39H217ZM229 38H230V39H229ZM100 39H101V41H100ZM113 39H115V40H113ZM161 39H162V40H161ZM165 39H166V40H165ZM170 39H171V40H170ZM175 39H176V40H175ZM198 39H199V40L201 39L200 43H201V42H202V43H201V44L199 43L200 45L197 43V42H199ZM225 39H226V40H225ZM227 39H228V40H227ZM233 39H234V38H233ZM75 40H76V42H75ZM83 40H85V41L83 42L84 44H82V41H83ZM103 40H104V41H107V44H108V45L106 44V45H107V46H106V50H107L108 48H110V49L107 50V51H108V52H107V57H108V58H106V63H105L106 66H105V67H104V65L100 64L101 62H100V60H99V53H98V52H100V51H98V50H100V45H99V44L102 43ZM174 40H175V41H174ZM80 41H81V42H80ZM157 41H158V40H157ZM169 41L171 42L170 45H169ZM191 41H192V42H191ZM206 41H207V40H206ZM47 42H48V41H47ZM47 42H46V44L44 45L46 48L50 46V45L48 46ZM96 42H97V44H96ZM108 42H109V43H108ZM125 42H127V44H128V41L125 40ZM125 42H124V45H125L126 47L123 45V49H124L123 51H125L126 53L124 52V54H123V58H124V60H127V57H126V56H128V53H127L128 45L125 44ZM187 42H186V43H187ZM204 42H205V41H204ZM217 42H218V43H217ZM221 42H220V43H221ZM230 42L232 43L233 47H232V45H231ZM257 42L261 44V42H260L259 40H258ZM48 43H50V42H48ZM75 43H76V45H75ZM166 43H168V44H166ZM181 43H182V44H181ZM215 43H216V44H215ZM263 43H264V40H263ZM263 43H262V45H263ZM52 44H53V43H52ZM77 44H78V45H77ZM209 44H213L212 46L210 45V49H211V50L208 48V47H209ZM227 44H228V46H230V47H227ZM234 44L236 45V50L234 49V48H235V45H234ZM240 44H241V43H240ZM40 45H41V44H40ZM46 45H47V46H46ZM55 45H56V43H55ZM83 45H84V46H83ZM111 45H112V46H111ZM252 45H253V46H252ZM41 46H42V45H41ZM41 46H39L40 49H42ZM91 46H92V47H91ZM189 46H191V47L189 48ZM200 46H201V48H199ZM206 46H208V47H206ZM241 46H243L242 48H245V47H246L247 49H249V50H246V51H247V52H250V51H251L252 53H253L252 49L254 50V48H255V50H257V51L254 50V53H255V54H252V53L250 52L249 54L246 53V56L250 55V56H248V59L251 58L252 56H253V57L255 56V58L257 57V58H259L260 60L258 59L257 62H256V60H254L255 58H254V59L252 58V60L250 59L251 61H250V60H247V61H246V59H245L246 56L243 54V55L245 56V57L243 58V57H242L243 55L241 56V54L238 53V52H240V51H237V50L239 49V47L241 48ZM89 47H90V48H89ZM114 47H115V48H114ZM124 47H125V48H124ZM197 47L199 48V50H198ZM226 47H227V50H226ZM231 47H232V48H231ZM253 47H254V48H253ZM46 48H44V49H45V54H47V55H45V56L49 58V56L51 57V55H50L51 52L49 51L50 49L47 48V50H48L47 52H49L50 54L47 53V52H46ZM70 48H71V47H70ZM72 48H71V49H72ZM82 48H83V49H82ZM155 48H156V47H154L153 49L155 50ZM177 48H178V49H177ZM44 49H43V51L41 50L42 53H44ZM111 49H112V50H111ZM125 49H126V50H125ZM153 49L151 48V50L154 52ZM201 49L205 52L204 54H205V56L207 57V59H208L209 61H208V60L205 58V56H204V58L202 57V63H200V61H201V56H200V54H201V52H203ZM229 49H231V50L233 49V50H235L236 52H235V51H234L235 53H234V52H231V50H230V52H229ZM95 50H96V52L98 51V52H97L98 54L95 52ZM177 50H178V51H177ZM181 50H180V52H181ZM233 50H232V51H233ZM239 50H241V49H239ZM244 50H245V49H244ZM244 50H243V51L241 50V52H242V53H243V52H246V51H244ZM110 51H111V52H110ZM187 51H188V50H187ZM199 51H201V52H199ZM213 51H214V52H213ZM82 52H83V54H82ZM177 52H178V53H177ZM193 52H192V54H193ZM208 52H209V53H208ZM210 52H212V53H214V54H212V53L210 54ZM175 53H176V54H175ZM185 53H187V54L189 55V59L193 61V62L191 61V64L189 63L190 60H189V59H188V60L186 59V58H188V57H187V56L184 57V55H186ZM206 53H207L208 55H207ZM222 53L225 54L226 56L224 55V57H223V54H222ZM233 53H234V54H233ZM96 54H97V55H96ZM108 54H110V55H108ZM198 54H199V56H198ZM204 54H202V55H204ZM218 54H219V55H218ZM239 54H240V55H239ZM247 54H248V55H247ZM178 55L175 56V57L177 58ZM196 55H197L198 57H197ZM232 55H233V56H232ZM235 55H237L236 58H235ZM85 56H86V57H85ZM111 56H112V57H111ZM174 56H173V57H174ZM213 56H214V57H213ZM220 56H221V57H220ZM231 56H232L233 58H235V59L232 60V57H231ZM110 57H111L112 59H111ZM222 57H223V58H222ZM225 57H226V58H225ZM241 57H242L244 60L242 59L241 62H239L240 60H238V59H240ZM95 58H96V59H95ZM210 58H211L212 60L215 59L214 61H216V60H218V61H216V62L213 61L214 63H216V64H214L213 62H211L212 60H211ZM237 58H238V59H237ZM246 58H247V57H246ZM257 58H256V59H257ZM93 59H94V60H93ZM203 59L207 60V62H206L207 65H204V64H206V63H205V60H203ZM184 60L187 61L188 64L185 65V64H184V63H185ZM229 60H230V61H229ZM231 60H232V61H231ZM83 61H84V62H83ZM85 61H86V62H85ZM90 61H91L92 63H91ZM107 61H108V62H107ZM203 61H204V62H203ZM228 61H229V62H228ZM259 61H260V62L262 61V62L260 63ZM98 62H99V65L97 64ZM111 62H112V63H111ZM198 62H195V63L198 64ZM209 62H211L212 64L209 63ZM242 62L245 64V66L247 65V63H248V65H251V66H249V67H248V65L246 66V68H248V71H247V69L245 68V66L242 65ZM245 62H247V63H245ZM250 62H251L252 64H250ZM66 63L68 64V62H66ZM83 63H84L85 65H84ZM113 63H114V64H113ZM182 63H181V64H182ZM208 63H209L210 65H208ZM236 63H237V64H236ZM253 63L255 64V66H254ZM108 64H109V66H107ZM110 64H112V65H110ZM234 64H236L237 66L234 65ZM239 64H240L241 67H243V68H241ZM259 64H260V65H259ZM262 64H263V65H262ZM76 65H77V66H76ZM80 65H81V67H80ZM82 65H84V66H82ZM97 65H98V66H97ZM144 65H145V64H144ZM148 65H149V64H148ZM148 65H146V66H148ZM183 65H182V68L184 67ZM188 65H189V68L187 67ZM99 66L101 67V69L99 68ZM238 66H239V68H241V69H239ZM261 66H262V67H261ZM77 67H78V68H77ZM96 67H97V68H96ZM106 67H107V68H106ZM260 67H261V68H260ZM58 68H60V70H59ZM73 68H74V69L76 68V69H77L76 71H77L78 73H79V71L81 70L80 74L78 75V73H77L75 70H73ZM81 68H83V70H82ZM98 68H99V69H98ZM105 68H106V71L104 70ZM146 68H147V67H146ZM244 68H245V69H244ZM65 69H68V70L65 71ZM78 69H79V70H78ZM97 69H98V70H97ZM102 69H103V70H102ZM107 69H108V70H107ZM114 69H116V68H114ZM143 69H145V68H143ZM148 69L150 70V69H152V68H150V67L148 66ZM185 69H184V70H185ZM243 69H244V70H243ZM86 70H87V71H86ZM112 70H113L114 72H113ZM145 70H147V69H145ZM239 70H241V71H239ZM245 70H246L247 72H245V73L243 74V72H244ZM67 71H69V72H67ZM74 71H75V73H77V74H75V76H74ZM103 71H104V72H103ZM217 71H218V70H216V72H217ZM261 71H263V68H262ZM261 71L258 72V75L260 74V75L262 76L263 74H262ZM105 72H106L107 74H105ZM256 72H257V71H256ZM256 72L254 71V72H252V73H253V74H254V73L256 74ZM50 73H52V72H50ZM55 73H53V74H55ZM66 73H67V74H66ZM101 73H102V74H101ZM239 73H238V74L236 73V74H237V75H240ZM246 73H247V74H246ZM263 73H264V71H263ZM69 74H70V75H69ZM71 74H72V76H74V77H72ZM82 74H84V75L82 76ZM63 75H64L65 77H64ZM76 75H77V77H76ZM80 75H81V76H80ZM104 75H105L106 78H105V77L103 78ZM113 75H114V76H113ZM242 75H241V76H242ZM248 75H249V76H248ZM79 76H80V77H79ZM107 76H108V77H107ZM263 76H264V75H263ZM81 77H82V80H83V81H79V80H81ZM192 77H193V78H192ZM194 77H195L194 75H193V76H190V78L192 79L191 81L193 82V84L196 82V81H195V80H196V77H195V78H194ZM107 78H108V79H107ZM113 78H114V79H113ZM250 78H251V77H250ZM78 79H79V80H78ZM104 79H105V81H108V83H106V82L104 81ZM115 79H116V81H115ZM246 79H249V78H246ZM252 79H254V76H253V78L249 79V80H251L252 83L254 84V85H253L254 87H255L256 85H257V86L259 85V88L257 87L258 93H260V94L263 93V94H264V83L262 84V82H261L260 80L257 82L256 80H252ZM110 80H111V81H110ZM193 80H194V81H193ZM249 80H248V81H249ZM78 81L81 82V83H79ZM114 81H115V83H114ZM251 81H250V82H251ZM253 81H256L257 84H255ZM77 82H78V83H77ZM92 82H93V83H92ZM102 82H103V83H106L108 86H107L106 84L103 85ZM109 82H110V83H109ZM137 82H138V81H137ZM137 82H135V84L139 85L140 88H141V85H142L141 82L139 81V83H140L141 85H140L139 83H137ZM260 82H261V83H260ZM101 83H102V84H101ZM113 83H114V84H113ZM258 83H259V84H258ZM81 84H82V86H81ZM84 84H85V85H84ZM96 84H97V85H96ZM98 84H99V85H98ZM110 84H111V85H110ZM137 85H136V87H138ZM80 86H81V88H80ZM114 86H115V87H114ZM145 86H146V85H145ZM148 86H149V85H147L146 87H148ZM197 86H198V85H197ZM197 86H195L194 93H196V91H197V88H198ZM105 87H106V88H105ZM143 87H144V86L142 85V88H143ZM142 88H141V89H142ZM144 88H145V87H144ZM144 88H143V90H144ZM214 88H215V87H213V88H209V89H210V90H208L209 93H208L207 90H205L206 88H203V91H202V92L207 93V94H213V93H214V92H213V91H214ZM82 89H83V90H82ZM114 89H115V90H114ZM136 89H138V88H136ZM141 89H140V90L138 89V91L140 92V96H141V93H142V95L144 96V97L141 96L142 99L146 100L147 102H151V101L154 100V97H153L152 95H148L149 93H144V94H143V92H142ZM198 89H199V88H198ZM200 89H201V88H200ZM207 89H208V88H207ZM255 89H256V87H255ZM259 89H261V90L259 91ZM107 90H108V91H107ZM195 90H196V91H195ZM201 90H202V89H201ZM79 91H81V92L83 91V92H82L83 94H82L81 92H79ZM86 91H87V92H86ZM113 91H114V93H113ZM130 91H131V90H130ZM130 91H129V96H128V102H129V103L131 102V96H130L131 93H130ZM205 91H206V92H205ZM197 92H198V91H197ZM199 92H200V90H199ZM212 92H213V93H212ZM98 93H99V94H98ZM110 93H112V94H110ZM113 94H114V95H113ZM145 94H147V95H145ZM263 94H262V96H264ZM115 96H116V97H115ZM145 96H146V97H145ZM147 96H148L149 98H148ZM151 96H152L153 100L150 98ZM91 97H92V98H91ZM103 97H104V98H103ZM110 97H111V98H110ZM129 97H130V98H129ZM145 98H147L148 100L145 99ZM70 99H69V100H70ZM77 99H79V100L81 101V103H80L79 100H77ZM107 99H108L109 101H108ZM149 99H151V100H149ZM234 99H235V101H234V100H233V101L235 102L236 106L238 105V102H240L239 105H241V106L243 105V103H242L241 100L237 102V101H236L237 99H236V98H234ZM112 100H113V101H112ZM238 100H239V99H238ZM104 101H105V102H104ZM110 101H111V102H110ZM106 102H107V103H106ZM115 102H117V103H115ZM224 102H226V101H223V100L220 101V102H219V103H220V104H219V105H220L219 107H220V109L223 110V111H224V109H226V108L228 109V111L225 110L226 112H225V111H224V112H221V113H226V114L223 115L224 118H226V117L228 116V117L226 118V120L223 121V119H221L220 117L217 118L218 116H217V117H216V116H213V117H209V118L212 119V123H211V122H210L211 119H209V120H208V118H207V119H201L200 115H198V114H191V115H193V117H192L190 114H187L186 116H184V119H185L186 121H190V120H192L191 122H193V121L195 122V120H196L195 118H197V120H200V119H201V121H202V120H205V122L208 121L207 123H209V125H208V124H205V125H204V123L202 122V124H201V123L199 124L200 126H202V129L199 128V125H198V127H197V125H195V126H196V128H194L195 131L193 130V126H191L192 128L190 127V128L192 129L191 131H190V130H187V127H185L184 129H183V128H182V129L179 128L180 130L177 129V127H176L175 129H173L174 127H173V128L170 127V128H171V132L174 131V133H180V134H183V133H184L183 131H185V132H186V131H190L188 134H192V133L197 132V134H199L200 136H203L204 138L206 137V138H207L206 140H209V141H211V140H213V141L218 140V139H216V136L218 135V136H219L218 138H220L221 134L223 135V133H224V131H222V130H227V128H228L229 125H230L229 123H227V122H225V121L230 120V123L232 124V125H230V126L235 127V126L239 123L238 120L243 118V117L241 118V116H242V115L245 116V114H246V113H242V112H241L242 115L239 116V114H237V113H239V111L236 112V111L234 110L235 108H237V110H238V109H239V107H238L239 105H238L237 107L233 108L235 105H233V104H232V105L229 104V105L231 106V107H230V106H228L227 104H225ZM234 102H233V103H234ZM226 103H227V102H226ZM86 104H87L88 106H87ZM106 104H107V105H106ZM112 104H114V105H112ZM114 106H117V107H114ZM222 106H223V107H222ZM241 106H240V108H241ZM39 107H40L42 110H40ZM39 107H38L39 109H38V108H37V109L40 110V111L43 112V113H41V112L38 111V110H35V108H34V109H33V112H34V113H37V114H36L37 116H36V115H33V116H35V118L37 117V119H38V118H41V117L38 116V112H40L39 114H44L43 118L46 119V118L48 117V113H49V112L46 113V112H45V108H42L41 106H39ZM108 107H109V108H108ZM156 107H157V106H155V108H154V107H152V106H148V105L142 106L143 109L145 108L147 111H150L151 113H157V114H153V118H155V119H162V120H163V118H164V120H168V118H166V117H169L170 114L168 115V113H165L167 108H166V109L163 108V107H165V106H163V107H162V106H158L157 108H156ZM221 107H222V108H221ZM80 108H81V110H80ZM111 108H112V109H111ZM116 108H117V109H116ZM151 108L154 109V110H152ZM231 108H232V110H231ZM67 109H68V108H66V110H67ZM113 109H114V110L116 109V110H115V113H114V110H113ZM150 109H151V110H150ZM157 109H159V110H158V112L160 111L159 113L157 112ZM87 110H88V111H87ZM108 110H109V111H108ZM167 110H170V109H167ZM239 110H240V109H239ZM31 111H32V110H31ZM36 111H38V112H36ZM62 111H63L64 113H67V112L65 111V107H64V109H61V110H60L61 113H63ZM80 111H83L84 113H83V112H80ZM104 111L107 112V113L109 112V113H108L109 115H110V113H111V115H113V116H108V119H107V118H106V117H107L106 115H108V114L105 115ZM152 111H153V112H152ZM155 111H156V112H155ZM170 111L172 112V114H173V111H174V114H175V112H176L175 110H170ZM234 111H235V112H234ZM33 112H32V114H34ZM87 112H88V113H87ZM161 112H163V114H162ZM229 112H230V113H229ZM233 112L236 113V114H234ZM78 113H79V115H78L79 117L77 116ZM97 113H98V114H97ZM113 113H114V114H113ZM160 113H161V115H160ZM176 113H177V114H176V115H173L172 117H175V118L178 117V116H179V115H178L179 113H178V112H176ZM81 114H82L84 117H81V116H82ZM93 114H94V115H93ZM172 114H171V115H172ZM45 115H46V117H45ZM103 115H104V116H103ZM159 115H160V117H159V118H158V117L156 118V116H159ZM165 115H166V116H165ZM189 115H190L191 117H190ZM195 115H196V117H195ZM197 115L199 116V118L197 117ZM225 115H227V116L225 117ZM231 115H232V116H231ZM33 116L30 115V118H31V119H35ZM41 116H42V115H41ZM102 116L104 117V119L106 118L105 121H103L104 119H101V118H103ZM117 116H118V115H117ZM163 116H164V117H163ZM230 116H231L232 118H233V116H234V118L237 116V119H236V118H235V119H234V118L231 119ZM32 117H33V118H32ZM69 117H70V116H69ZM71 117H72V115H71ZM75 117H76V118H75ZM80 117H81V119H80ZM97 117H98V118H97ZM194 117H195V118H194ZM43 118H42L41 120H40V119H39V120L35 119V120H37V121H36L37 123H35V125H37V127H38L39 125H40V126L43 125V124H41L42 122H40V121L43 120ZM82 118H84V119L82 120ZM189 118H191V119H189ZM193 118H194V120H193ZM216 118H217V120L220 119V121H217ZM238 118H239V119H238ZM88 119H89V120H88ZM111 119H112L113 121H111ZM115 119H116V120H115ZM169 119H170V118H169ZM71 120H74L75 122L78 121L77 123L80 124V125H78V124L75 123V122H72ZM80 120H81V121H80ZM108 120H109V122H107ZM197 120H196V122H197ZM231 120H233V121H236V120H237V122L232 123ZM70 121H71V122H70ZM214 121H215V122H214ZM221 121H222V123H221ZM239 121H240V120H239ZM82 122H83V123H82ZM102 122H103V123H102ZM198 122H199V121H198ZM216 122H217V123H216ZM223 122H225V123H223ZM38 123H40V124H38ZM43 123L45 124L46 122L43 121ZM71 123H72L74 126L71 125ZM85 123H86V124H85ZM109 123H113V124H109ZM218 123H219L220 125H223V124H226V123H227L228 126H227V124H226L227 128L221 130L220 128H222V127H221L220 125H218ZM75 124H77V125L75 126ZM103 124H104V125H103ZM214 124H215V125L217 124L218 126H217V125L215 126ZM233 124H234L235 126H234ZM45 125H46V124H45ZM82 125H83V126H82ZM106 125H107V126H109V125L111 126V125H112V126H113V127L111 126L112 129H114V128H115V129L112 131L111 127H108V128H107ZM203 125H204L205 127H204ZM212 125H213V126H212ZM71 126H73V128L75 127L74 130L71 128ZM102 126H103V127H102ZM105 126H106L107 129L104 128ZM206 126H207V127H206ZM219 126H220V128H219ZM224 126H225V125H223V128H224ZM37 127H36V128H37ZM43 127H44V125H43L42 127H39V128H43ZM39 128H38V129H39ZM109 128H110V129H109ZM197 128L201 129V131H200V130H197ZM204 128H206V129H204ZM212 128H213L214 130H216V131H213ZM70 129H69V130H70ZM166 129H167V128H166ZM168 129H169V127H168ZM172 129H173V130H172ZM188 129H189V128H188ZM207 129H208V130H207ZM210 129L212 130L211 133H214V134L216 135V136H214L215 138L213 137V134H212V135H211V134L209 135V134L207 133V132H210ZM81 130H82V131H81ZM169 130H170V129H169ZM175 130H177V131H175ZM203 130H204V131H203ZM109 131H111V132H110L111 135L114 134V137H113L114 139L111 137V138H112L111 141L114 140V142L112 143L113 145H112L110 142H108V143H109V144H108L107 141H106V139H105V138H106V135H109V136H110V134H108ZM166 131L168 132V130H166ZM193 131H194V132H193ZM74 132H75V131H74ZM105 132H106V133H105ZM113 132H115V133H113ZM182 132H183V133H182ZM198 132H200V133H198ZM220 132H221V134H220ZM76 133H73V134H76ZM160 133H161V132H160ZM169 133H170V132H169ZM218 133H219V134H218ZM77 134H76V135H77ZM104 134H106V135H104ZM115 134H116V135H115ZM184 134H187V133H184ZM103 135L105 136L104 138H103ZM112 136H113V135H112ZM209 136H210V138L212 137L213 139H212V138L210 139ZM99 137H100V138H99ZM222 137H223V136H222ZM52 138H53V139H52ZM54 138H55L56 140H55ZM47 139H49L48 141H50V139H51V142H49L50 144L48 143ZM79 139H80V140H79ZM101 139H102V140H101ZM104 139H105V140H104ZM214 139H215V140H214ZM45 140L47 141V143H45ZM61 140H62L63 142H62ZM67 140H70V142H68L69 144L67 143ZM222 140H223L224 142H222ZM225 140H226V138L223 137V138H221V140L217 141V142H220V141H221V142H220V145L223 144V147H221V146H220V148L218 147L220 150L223 148V150H221V151L218 153V154H219L218 156H220V158L223 159V157H222V155H220V153H222V151H225L226 154H227V155H226V154L224 153V157L226 158V160H227V159H228V160H230V159L232 160V159H235V157H236V158H239V160H238V159H237L238 161H237V160H233L234 162H242L243 158H241V157L243 156L244 152H247L248 150H250L251 147L246 146V147H248V149H247V148L245 149V148H244L245 146H244V147H243L244 149H242L241 145H240L239 143L237 144L236 141L234 142L233 140H231V141L227 140V141H229V142H232V141H233V144L231 143L232 145L228 142V144H230V147H229L227 144H225V142H226ZM52 141H53V142H52ZM104 142L107 143V144H106V147H108V149H107L106 151H105V148H106V147H105V144H103ZM114 143H115V144H114ZM221 143H222V144H221ZM226 143H227V142H226ZM234 143H235V144H234ZM44 144H46L47 147H46ZM48 144H49V145H48ZM110 144H111V145H110ZM236 144H237V145H236ZM72 145H71V146H72ZM83 145H84V146H83ZM108 145H109V146H108ZM166 145H167V147H166L167 149H166L165 147H162L161 149H158V148L154 147L155 150H153V151H152V150H151V151H148V150L150 149V145L145 146V150H146L147 147H149V149H147V151H148L149 153H150V152H153V154H152V153H150V154L154 155V153L156 152V158L153 157L152 155H151V156H152L153 158H152V157L149 158L150 161H152V159H153V162H152V163H156V162H158L156 159H158L159 162H160V164H162V165H164L165 163L168 162L169 165L166 164V165H168V166H166V167H167V169L169 168L168 171L171 170V171H170V174H169V175H170V179H168V180H169V181H168V185H166V183H163V184H162V187L164 188V186H166V187L164 188V189H166L168 186H170V187H168L167 189L171 188V190L169 189V191H170L171 193H173L172 191H174V192L176 191L175 194H176V193H177V194H176L175 196H174V195H173V196H174V197H177V198H176L177 200H176L174 197H171V196H170L168 199H165V198H163V200L160 199V200H159L160 202H164V201H166V200H170V199H172L173 201H180V202H183V199H182V196H183V195H182L179 191H177V190H181L179 187H181V185H183V184H184V185H183L184 187L182 186V188H183V189L185 188L184 191H185V190L187 191L188 189H190V191L188 190L189 193H188V191H187V192L185 191L186 193H184V194H188L189 197H192V198H193V199H192V201H193L192 203H195V202H196L195 204H197V202H198V204H199V203L201 204L202 202L205 204L207 201H209V200L211 199V198H209V197H210V193H212V192L215 191L214 194L216 195V201H217V202L219 201L218 204H219V203H220V204L223 203V207H222V204H221V206H220V207H222L223 212H224V211H225V212L228 211V208H230V206H229L230 204H235V205H237V206H240V207H238V208H241V209H242V208H243V205H249V206L252 205V206H253L254 203H256V202H258V201H262V200H264V190H263L264 188H262V189L260 190V192L258 193V196H254V195H252V196L245 195L244 192H243V194H240V192L238 191V189H235L234 186H235V185L237 186L238 180L241 179V177L237 174L236 171H234V170L231 171V169H230L229 167H228L229 171L227 170V171H228L227 173H226V171H222V172H221V171H217V170H220V169H221L220 167H217V169H213V170H214V173H211L213 170L211 171L210 168H209V166L212 167V165H210V163L207 164V162H205V160H206V159H205V154H204V156H203V157H204V158H203L204 161L201 162V160H203V159H202V155H198V154H200L201 152H199V149H198L197 147H194V148H193L192 153H191V156H192V157L190 156L191 158H189V157H187V156L184 154L185 152H183V151H184L183 149H179V148H178L177 146H175V145L172 146V144H171V146H172L171 148L175 147V148H174L175 151L171 149L172 152L169 153L170 150L167 152V150H168V146H170V145H168V144H166ZM233 145H234V146H233ZM238 145H240L241 149L243 150L242 152H240L241 150L238 151V150H239L238 148H240ZM38 146H37V147H38ZM40 146H39V147H40ZM75 146H73V147H75ZM224 146L226 147V149L224 148ZM237 146H238V148H236V153H235V152H234V151H235V147H237ZM242 146H243V145H242ZM76 147H75V148H76ZM113 148H114V149H113ZM151 148H153V147L151 146ZM154 148H153V149H154ZM218 148H217V151H219ZM228 148H229V149L233 148V149L229 150ZM249 148H250V149H249ZM24 149H25V150H23V151H24V154H23V155L26 156V158H27V157H28V158H29V157H30V158H33V156H30V154H29V153H31V155H32V152L29 151L28 148H24ZM38 149H39V148H38ZM112 149H113V150H112ZM177 149H179V150H177ZM194 149H195V151H196V153H197L198 156L195 154ZM196 149H197L198 151H197ZM133 150H135V148H133V149L131 148V151H132V152H133ZM228 150H229V151H233L234 153L232 152V153L230 154V152H229ZM245 150H246V151H245ZM28 151H29V152H28ZM176 151H177V152H176ZM180 151H181L182 153H181ZM193 151H194V152H193ZM237 151H238V152H237ZM102 152H103V153H102ZM110 152H109V153H110ZM163 152H164V155L162 154ZM166 152H167V153H166ZM174 152H176V153H175V154H172V153H174ZM179 152H180L181 154H179ZM198 152H199V153H198ZM94 153H95V154H94ZM158 153H159V155H158ZM165 153H166V154H165ZM193 153L195 154L194 156H193ZM242 153H243V154H242ZM167 154H168V156H167ZM176 154H177V156H180L182 159H181L180 157H176V156H174V155H176ZM201 154H202V153H201ZM27 155H29V156H27ZM38 155H39V154H38ZM40 155H41V154H40ZM40 155H39V156H40ZM56 155H57V154L55 153V155H53V157H54V158H57ZM171 155H172L173 157H172ZM182 155H183L184 157H183ZM225 155H226V156H225ZM229 155H231V156L229 157ZM232 155H236V156L234 157V156H232ZM240 155H241V156H240ZM163 156H164V159H165V156H166V159H165V160H167V161L164 162V163H163L164 159L162 158ZM169 156L172 157L173 159L170 158ZM185 156H186V157H185ZM199 156H201V158H200L201 160L198 158ZM237 156H238V157H237ZM42 157H43V156L41 155L40 160H41ZM174 157H175V159H174ZM196 157L198 158V160H197ZM0 158H1V157H0ZM30 158H29V159H30ZM35 158H38V156L35 157ZM47 158H48V159H47ZM49 158H50V157H45L42 161H39V158H38V160H36V159L33 158L34 160H36V161L38 162V163H35L37 167L34 166V170L37 171L38 173H40V174H38V175H40V176L37 175L36 180H33V181H32V179L29 180V179H30V178L28 177L29 175H28V176H27V175H20L19 177H14L15 179H14V178H6V177H3V176L0 175V185H1L2 187H4L5 185L8 186L9 184L14 183V184H15V188H17V189L15 190V193L12 194V195H10L11 197H14V196H15L14 198H15L16 200H14V202H11V203H10V202H8V201L4 202V201H1V200H0V224H3L4 229H5L6 234L8 235V237H9L11 240H14V241H16V240L18 239L17 241H18L19 245H20L21 247L23 246V248H25V247L27 246V245L25 246V243H26V242L24 241L25 238L27 237V236H26L27 234H29V235H33V237L35 236L36 238H37V237L40 238V240H39V239L37 240L38 244H37V243L35 244V245H37V246L34 245V247L37 248V249L35 248L36 251L38 250V252H40L41 249H42V250L44 249V250H43V251H44V254L46 255L45 252H49L48 255H49V257H50V253H51L50 251H52V252L55 253V254H56V252H57L58 250H60V251L62 252L63 250H61V249L65 248V246H66V244L64 243V241H66V243L69 242V241H75V240L79 237L78 235H80V234L77 232L78 235L76 234L77 236H75V235L73 234V231L69 230V231H71L72 235H69V236H71V237H67L66 235L69 234V231H67V230H68L67 228L65 229V228L62 227L63 229H65V231H63V229H62L60 226H58V224H57L58 228L60 227V228L62 229V231L60 232V231H58V228H57L56 225H55L56 227H55L54 225H52V224H53V223H51L52 220H50V222L47 221V220H49V218L52 219V217H54L53 220L55 219V220H54L55 223H57V222L61 223V222H62V221L60 222V219H58L59 221H56V215H57V213H58L60 210H59V209L57 210V207L55 208V207H53V205H54V203H55V205L58 203L57 205H60V206H61L62 203H63V204H65L64 206L66 207V208H65V207L62 205V206L64 207V209H67V208L70 206V202H71V201H69V199H70L71 197L73 198V196H74V194H75V193H74V191H75L74 189H76V184H75V183H77V179L79 180L78 176H79L80 172H79V169L76 167L77 165H76L75 162H71V163H70V167L72 166L71 168L74 170L73 172H71V171H70V169H71L70 167H69V168H64L63 166H59V165H55V164H51V163H49V162L47 161V160H49ZM154 158H155V159H154ZM167 158H169L170 161H169V159H167ZM183 158H185V159H183ZM186 158H187V159H186ZM149 159H148V160H149ZM177 159H178L179 161H182V160H183V161L180 163V162H178ZM188 159H189V160H188ZM191 159H192V160H191ZM194 159H196V164H194V163H195ZM240 159H241V160H240ZM174 160H176V161H174ZM186 160H187V161H186ZM199 160H200V161H199ZM86 161H87V162H86ZM154 161H155V162H154ZM185 161H186V163H188V164H190V165H191V163H193V161H194V163H193V165H191V166H190V165L187 166L186 163H185ZM189 161H190V163H189ZM197 161H198V163L201 162V163L198 164V166H197ZM39 162H40V163H39ZM88 162H89V163H88ZM114 162H115V163H114ZM170 162H171V163L173 162V163H172V166H171V163H170ZM203 162H204V163H203ZM41 163H44V164H42V167H41ZM86 163L88 164L87 166H86ZM178 163H179V166L181 165V166H180L181 168H183V167L185 166V168L182 169L183 171L181 170V168H178ZM39 164H40V165H39ZM46 164H47V165H46ZM48 164H50L51 168L49 167ZM73 164L75 165V167H74ZM89 164H90V165H89ZM183 164H184V165H183ZM200 164H201V165H200ZM206 164H207V166H206ZM44 165H45V166H44ZM152 165H153V164H152ZM152 165H150V169L153 167ZM208 165H209V166H208ZM258 165H259V164H258ZM0 166H1V165H0ZM39 166H40V167H39ZM46 166H47V167H46ZM96 166H97V169H95ZM151 166H152V167H151ZM164 166H165V165H164ZM182 166H183V167H182ZM199 166H201V168H200ZM213 166H217V165H216V164H213ZM35 167H36L37 169H35ZM44 167H45V168H44ZM54 167H55V168H54ZM186 167L193 168V170H194L193 175H192L191 172H190V173L188 172L187 169H189V168H186ZM198 167H199V168H198ZM202 167H205V169H203ZM258 167H261V166L259 165ZM42 168H44V169H42ZM48 168H49V169H48ZM74 168H77V172H76V173H79V174H76V173H75L76 169H74ZM207 168H208V169H207ZM39 169H40V172H39ZM47 169H48L49 171L52 169V170H51L52 172H48V173H51V174L48 175V173H47L48 170H47ZM72 169H71V170H72ZM94 169H95V170H94ZM173 169H174V170H173ZM184 169H185V170H184ZM202 169H203L204 171H201ZM206 169H207V171H206ZM260 169H261V170H260ZM46 170H47V171H46ZM58 170H59V171H58ZM61 170H62V171H61ZM221 170H222V169H221ZM259 170L261 171V172L258 171L259 174H262V173L264 174V167H263V166H262L261 168H259ZM35 171L32 172V174L35 173V175H36L37 172H35ZM57 171H58V172H57ZM60 171L62 172V173H61V175H62L61 178H59V177H60ZM69 171L71 172V174H72L74 177L76 176V177H75V179L77 178L76 180H74V178L72 179V178H71V175L69 176L68 174H66V173H68ZM95 171H96V172H95ZM97 171H98V173H97ZM199 171H201V173H199ZM216 171H217V173H219L218 176H219L220 178H222V177H226V178H222V179H220L222 182L219 180V177L216 175V174H217V173H215ZM42 172H43V174H42ZM70 172H69V174H70ZM186 172L189 173V174H187ZM208 172L211 173V175H210ZM73 173H74L75 175H74ZM91 173H92V174H91ZM95 173H96L97 175H95ZM205 173H206V174H205ZM225 173L227 174L228 177H230L231 175H232V176H231L230 178H227V176H224ZM230 173H231V175H230ZM233 173L236 174V175H234ZM0 174H1V171H0ZM46 174H47L48 177H46ZM185 174H186L187 176H186ZM190 174H191V176H190V178H189V175H190ZM202 174H203V175L205 174L206 176H205V175L203 176ZM222 174H223V176H221ZM35 175H34V176L31 175V176L33 177V179L35 178ZM41 175H42L43 178L41 177ZM66 175H68L70 178H69V177H66ZM171 175H172V176H171ZM196 175H197L198 177H197ZM199 175H200V176H199ZM212 175H213V176H212ZM215 175H216V176H215ZM229 175H230V176H229ZM31 176H30V177H31ZM73 176H72V177H73ZM95 176H96V177H95ZM234 176H235V177H234ZM21 177H22V179H21ZM38 177H40V178H38ZM97 177H98V179H95V178H97ZM196 177H197V178H196ZM202 177H205V178H202ZM209 177H210V178H209ZM213 177H214V178H213ZM216 177H218V178H217L218 180L216 179ZM233 177H234V178H233ZM236 177H237V178L239 177L238 180H236V179H237ZM25 178H26V180H25ZM27 178H28V180L30 181V183L32 182L31 184H30V183H26ZM47 178H49V179H47ZM182 178H183V179H182ZM188 178H189V179H188ZM191 178H192V179H191ZM198 178H201L200 181H199ZM231 178H232V181H233V182L231 181ZM40 179H42V181H41ZM45 179H47L48 181L45 180ZM190 179L194 181V182H190L192 185L189 183V180H190ZM196 179H197V180H196ZM202 179H203L204 181H202ZM206 179H207V180H206ZM213 179H214L215 183H214ZM251 179H253V177H251ZM254 179H255V178H254ZM254 179H253L252 181H254ZM54 180H55L56 182H55ZM69 180H70V181H69ZM71 180H72V182H74V186H75V187H74L73 184L71 183ZM172 180H173V181H172ZM191 180H190V181H191ZM195 180L197 181V183H196ZM226 180H227V183H225ZM228 180H230L231 183H230ZM261 180H262V183H263V185H264V179H261V178H259V176H258V181L261 182ZM1 181H2V182H1ZM97 181H98V182H97ZM171 181H172L173 183H172ZM187 181H188V182H187ZM198 181H199V182H198ZM206 181H207L209 184L212 183V185H209V186L206 185V186H208V187L203 186V185H205V184H208V183H205ZM33 182H34V184H36L35 182H39V184H40V185H43V187H42V186H39L38 184H36V187H41V188H36L35 185L33 184ZM90 182H91V183H90ZM95 182H96V183H95ZM176 182H177V183H176ZM180 182H181V183H180ZM183 182H184V183H183ZM202 182H203L204 184H203ZM210 182H211V183H210ZM259 182H258V183H259ZM24 183H25L26 185H25ZM170 183H171L172 185H171ZM187 183H188V185L185 186V184H187ZM194 183H196V184H194ZM216 183H217V185H213V184H216ZM218 183H219V184H218ZM220 183L222 184V185H221L222 187L220 186ZM232 183H233V185H232ZM235 183H236V184H235ZM22 184H24L25 186L22 185ZM27 184H28V185H27ZM71 184H72V185H71ZM90 184H91V185H90ZM95 184H96V187L94 188ZM169 184H170V185H169ZM175 184H176L177 187L179 186L178 188L176 187V189H175ZM179 184H180V185H179ZM201 184H203V185H201ZM32 185H34V186H32ZM37 185H38V186H37ZM48 185H49L50 187L53 186L54 188L52 187L51 189H46V187H48ZM195 185H196V186L198 185V186L201 187L202 189H200L199 187L197 188ZM200 185H201V186H200ZM231 185H232L233 188L230 187ZM1 186H0V187H1ZM21 186H22L23 188L25 187L24 190L26 189L27 191L25 190V192H24V190H23V188H22ZM68 186H69V189H68L67 192H65V191L67 190ZM71 186H73L74 188H73V187L71 188ZM97 186H98V187H97ZM114 186H116V187H114ZM210 186H211V187H210ZM215 186H216V187H215ZM225 186H226V187H227V186L229 187V191H230V192H229V191L226 192V190H224ZM44 187H45V188H44ZM172 187H173V188H172ZM187 187H188V188H187ZM193 187H194L195 189H194ZM209 187H210V188H209ZM213 187H214V188H213ZM217 187H219L220 191H219V189H218ZM238 187H239V186H238ZM116 188H117V184H116V182H115V183L113 182V185H112V187H111L112 190L110 189V191H111L112 193L109 191L112 195L110 196L109 193H108V195L110 196V198L112 199V201H114L115 203H118L117 200H116L117 202L115 201L116 196H117V198L119 197V196H118V194H119V193H118V189H116ZM196 188H197L198 190H196ZM204 188H206V189H205V192H203V191H204ZM207 188H208L209 190H207ZM211 188L214 189V191H212ZM230 188L233 189V190H231ZM28 189H29V190H28ZM96 189H97V190H96ZM210 189H211V190H210ZM216 189L218 190L217 192H216ZM239 189H240V190H241V189L243 190V187H242V188L240 187ZM20 190H21V192H20ZM22 190H23V192H22ZM63 190H65V191H63ZM69 190H70L71 192L73 191V193L70 192V194H69ZM199 190L202 191V192L200 193ZM236 190H237V191H236ZM242 190H241V193H242ZM28 191H30V193L32 192L33 194H31V195H35L36 198L33 197V196L30 197V195H26V196H25L26 192H28ZM96 191H97L98 193H97ZM114 191H116V193H115ZM169 191H168V192H169ZM194 191L197 192L195 195H193V192H194ZM206 191L209 192V193L206 194ZM211 191H212V192H211ZM231 191H233V192H231ZM261 191H263V192H261ZM19 192H20V193H24V195L20 194ZM35 192H36V194H38V196L40 195V198H39V197L37 198ZM56 192H57V193H56ZM62 192H63V194H62ZM94 192L97 193V196H96V193H94ZM220 192H223V193H220ZM236 192H237V193H236ZM47 193H48V194H47ZM65 193H68V194H66V195L68 196V198H69V197H70V198H69V199L66 198L65 201H63L64 199L61 197V198L63 199V200H62V199L60 198V196H61V195H62V196L64 195L63 197L65 198V196H66ZM117 193H118V194H117ZM191 193H192V194H191ZM199 193H200V194H199ZM203 193H204V196H203ZM226 193H227V194L230 193V194H228V195H230V196L227 195L226 198H225V197L223 198V196H224ZM16 194L20 197L21 201H24V202H20L19 197H18ZM44 194H45V196H44ZM71 194H73V195L71 196ZM116 194H117V195H116ZM179 194H180V196H179ZM201 194H202V195H201ZM208 194H209V195H208ZM221 194H222V195H221ZM233 194H234L235 197L233 196ZM20 195H22V196H20ZM177 195H178V196H177ZM190 195H192V196H190ZM259 195H260V197H259ZM67 196H66V197H67ZM95 196H96V197H95ZM98 196H99V197H98ZM220 196H221L222 198H221ZM225 196H226V195H225ZM238 196H241V197H238ZM243 196H244V197H243ZM21 197H22V198H21ZM27 197H28V198H27ZM49 197H50V198H49ZM51 197H52V198H51ZM53 197H55V198H53ZM178 197H181L180 200H178V199H179ZM195 197H196V198H195ZM204 197H205V198H204ZM217 197H218V198H217ZM229 197H231V199H230ZM23 198H24V199H23ZM44 198H45V199H44ZM72 198H71V200H72ZM94 198H95V199H94ZM113 198H115V199H113ZM198 198H199V201H198ZM219 198H220V199H219ZM232 198H235V200H236V199H237V200L235 201V200L232 199ZM241 198H242V199H241ZM17 199H18L19 202L17 201ZM34 199H37V201H38V203H39L40 205H41V204H43V205L45 204L44 206H46V209H43L44 211L41 210V209H40L41 211L39 210L41 214L39 213L38 208H40V207H41V208H44L43 205L39 207V204H38L36 210H35V207H31L30 210H28L29 208H28V209H27V208H26V209H23V208H25L26 205H32L33 202H36V200H34ZM38 199H39V200H38ZM52 199H53L54 202L52 201ZM96 199H97V201H96ZM205 199H206V200H205ZM207 199H208V200H207ZM217 199H218V200H217ZM225 199H226V200H225ZM228 199H229V200H228ZM256 199H257V200H256ZM33 200H34V201H33ZM59 200H60V201H59ZM73 200H74V199H73ZM194 200H197V201H194ZM227 200H228V201H227ZM238 200H239V202H238ZM255 200H256V201H255ZM16 201H17V202H16ZM28 201H29V203H30V202H31V203H30V204H26ZM32 201H33V202H32ZM43 201H45L46 203H45V202L43 203ZM50 201H52L51 204H49ZM58 201H59V202H58ZM61 201H62V202H61ZM95 201H96V203H95ZM205 201H206V202H205ZM7 202H8V203H7ZM25 202H26V203H25ZM41 202H42V203H41ZM64 202H66L67 204L64 203ZM68 202H69V203H68ZM225 202H226L227 204H226ZM247 202H248V203H247ZM249 202H251V203H249ZM17 203H18V204H17ZM22 203H23V204H22ZM36 203H37V202H36ZM47 203H48V204H47ZM59 203H61V204H59ZM203 203H202V205H203ZM224 203H225V205H224ZM245 203H246V204H245ZM5 204H6V205H5ZM11 204H12V205H11ZM25 204H26V205H25ZM46 204H47V205H46ZM198 204H197V206H199ZM220 204H219V205H220ZM23 205H25V206L23 207ZM33 205L36 206V204H33ZM50 205H51V206H50ZM227 205H228V207H227ZM60 206H59V207H60ZM62 206H61V207H62ZM67 206H68V207H67ZM22 207H23V208H22ZM47 207H48V208H47ZM224 207L227 208V210H225ZM32 208H33L34 211H35V214H36V217H35V218H36V219H35V218L33 219V217H34L33 215H35V214H34V212L32 211ZM52 208H53V210H52ZM70 208H73L72 210L75 209V206H73V201H72V204H71V207H70ZM47 209H49V210H47ZM68 209H69V208H68ZM45 210H46V211H45ZM72 210L69 209V211H72ZM31 211H32V212H31ZM42 211H43V212H42ZM47 211H48V212H47ZM51 211H52V212H53V211H54V212L56 211V212L54 213V214H56V215L51 216V214L53 215V213H52ZM64 211H65V212H64ZM64 211H60L59 214H60L61 212L66 213V210H64ZM25 212H26V213H25ZM27 212H29V213H27ZM36 212H38V213H36ZM45 212L47 213L46 216H47V217L49 216V218H47V217L45 216ZM49 212H50V215H49ZM73 212H74V211H72V213H73ZM16 213H17V214H16ZM67 213H71V212H68V211H67ZM6 214H7L9 217H8ZM26 214H27V215H26ZM37 214H38V215L40 214V215L38 216ZM18 215H19V216H18ZM20 215H21V216H20ZM30 215H31V217H30ZM61 215H62V213H61ZM66 215H67V214H66ZM66 215H64V216L62 215V216H63L62 218H63L65 221H70V222H72V220H68L69 217L67 218L68 215H67V216H66ZM71 215H72V214H71ZM42 216H45V218L43 217L44 219H42V218H41ZM59 216H60V215H58L57 218H59ZM18 217H19V219H20V217H21V218L24 217V218H23L22 220L20 219V220H21V221H20V220L18 219ZM29 217H30V218H29ZM37 217H38V220H37ZM214 217H215V216H214ZM25 218H26V219H25ZM46 218H47V219H46ZM60 218H61V216H60ZM93 218H95V217L93 216ZM17 219H18V220H17ZM29 219H33V220H34V221L32 220L33 222L36 221L35 223H37V222L39 221V222L37 223V225H39L40 227L38 226V228H37V227H36L37 225L35 226V225H34L35 223L33 224L32 222H30L31 220L29 221ZM39 219H40V220H39ZM63 219H62V220H63ZM4 220H5V221H4ZM7 220H9V221H7ZM24 220H25V221H24ZM43 220H44V222H43ZM90 220L93 221V222H94V220H95V223H96V219H90ZM17 221H18V222H17ZM22 221H24V222H22ZM46 221H47L48 223H47ZM20 222L23 224V227H22V225L20 224ZM25 222H29V225H30V226H29L27 223H25ZM52 222H53V221H52ZM30 223H31V224H30ZM42 223H43V224H42ZM45 223H47V224H45ZM50 223H51V224H50ZM55 223H54V224H55ZM73 223H74V222H73ZM91 223H92V222H91ZM95 223L92 224V225H93V229H92V231L94 230V232H92V234H91V236H94V237L90 238V237H91V236H90V237H89L90 239H86V238H87V237H86V238H85L86 240L84 239V237H83V238H78V239H80V240L77 239V242H76L77 244L74 243V242H73V243L69 242V243L72 244V245L70 246V250L72 249V246H74L75 244L78 245V246H80V244H82L83 246L81 245L82 247H81V246H80V247H81V248L84 247L83 249L85 250V248H86L85 246H87V245L89 244V246H87V248H89V249L91 248V249L93 250V252L90 251V250H88V249L86 248V249L88 250L87 253L90 254V253L92 252V255H93V256H92L91 254H90V255H91L94 259H96L95 255H97V252L100 251V248H99L98 251L96 250V244H97V243L100 244V241L96 243V240L93 239V238L96 237V234H95V235L93 234V233H95V229H96L95 226L97 225V224L95 225ZM9 224H10V225H9ZM25 224H27V225H25ZM24 225H25V226H24ZM32 225H33V227H31ZM41 225L43 226V228H42ZM48 225H50V226L48 227ZM59 225H60V224H59ZM65 225H66V224H65ZM65 225H64V227H65ZM74 225L76 226V224H73V226H74ZM92 225H91V228H92ZM9 226H10V227H9ZM12 226H13V227H12ZM15 226H16V227H15ZM45 226L48 227L47 230H46V229L44 230V228H46ZM30 227L33 228V229H35V230L31 229ZM50 227H51V228H50ZM66 227H67V225H66ZM16 228H17V229H16ZM53 228H55V229H53ZM60 228H59V230H60ZM94 228H95V229H94ZM13 229H14V230H13ZM38 229H41V230H43L44 232L41 231V230L38 231ZM24 230H25L26 232H25ZM53 230H54V231H53ZM5 231L0 229V237H1L2 235L5 234ZM19 231H20V232H19ZM27 231H28V232H29V231H30V232L36 231L37 234H35L36 232H33L34 234H30V233H27ZM40 231H41V232H40ZM50 231H51V232H50ZM74 231H75V230H74ZM96 231H97V229H96ZM9 232H11V233H9ZM21 232H23V234H22ZM42 232H43L45 235H44ZM62 232H63V233H62ZM64 232H66V235L64 234ZM47 233H48V235H47ZM50 233L52 234V237H51V234H50ZM62 234H63V235H62ZM168 234H171V235L173 234L174 236H176V238H178V235H175L174 233H171V232L169 233V232H168ZM12 235H13V236H12ZM20 235H21V236L24 235L25 238L22 236V238H23V239H22ZM36 235H37V236H36ZM41 235H42V236H41ZM53 235H54L55 237H54ZM73 235H74V237H77L76 239L73 238L74 240H72ZM88 235H89V234H88ZM98 235H99V234H98ZM98 235H97V236H98ZM184 235H185L184 237H183L182 235H179V239H180L181 242H183V241L185 240L183 243H189V244H192L193 246H194V244H195L196 246L198 245V243L195 242V241H194L189 235H187V236H186V234H184ZM40 236H41V237H40ZM56 236H57V237L59 236V237L57 238ZM80 236L82 237V235H80ZM214 236H215V235H214ZM33 237L31 236V245H33V243L36 241V240H35V237H34V240H35V241L32 240ZM42 237H44V238H42ZM48 237H49V238H48ZM62 237H63V238L66 237V239H67V238H68V239L70 238L71 240H70V239H69V240L67 239V240H68V241H67L66 239H64V241H60L59 238H62ZM98 237H99V238H98ZM98 237H96L97 240H100V235H99ZM217 237H218V235H217ZM45 238H46V239L48 238V239L46 240ZM53 238H54V240H53ZM55 238L57 239V241L55 240ZM81 239H82V240H81ZM156 239H158V238H156ZM49 240H50V241H49ZM62 240H63V239H62ZM83 240H85V241H83ZM158 240H159V241H162V240H160V239H158ZM17 241H16V242H17ZM23 241H24V244H23ZM33 241H34V242H33ZM53 241H54V242L56 241V243L58 242V243H57V247H58L59 249H58L57 247H55V246H56V243H55V245H53V244H54ZM80 241H81V242H80ZM59 242H61V244H60ZM62 242H63L65 245H64ZM163 242H164V241H163ZM194 242H195V243H194ZM47 243H48V244H47ZM165 243H166L167 245H174L175 247H181V248H189V249H191V247H192V246L185 245V244H182V243H179V242H175V243L172 242V244H171V243H167V242L165 241ZM26 244H27V243H26ZM58 244L61 245V246L63 245V246H62L63 248L60 249V246H59ZM92 244H93V245H92ZM44 245H45V248H43ZM46 245H47V246H46ZM48 245H49V246H48ZM52 245H53V246H52ZM69 245H70V244H69ZM38 246H39V247L42 246V247H40V248H41L40 250H39V247H38ZM78 246H77V248L80 249V247H78ZM97 246H98V244H97ZM196 246H194V247H196ZM198 246H199V245H198ZM0 247L3 248V247H4L3 244L0 243ZM67 247H68V244H67L66 248L64 249V251L67 250V252H69V250H68L69 247H68V249H67ZM92 247H94V248H92ZM194 247H192V248H194ZM214 247H215V248H213L214 250H215V249H216V250H217V249H223V251H225L224 248H226L225 246H223V244H220V243H218V244L215 245ZM28 248H29V247L27 246V248H25V249H28ZM50 248H51V249H50ZM54 248H56V249H58V250H56V249H54ZM73 248L75 249V246H74ZM49 249H50V250H49ZM52 249H53V250H52ZM74 249H73V250H74ZM228 249H229V252H228V250H227V248H226L227 252L231 254V252H233V251L231 250V252H230V248H229V247H228ZM54 250H56V252H55ZM75 250H76V249H75ZM75 250H74L75 253H74L72 250H71V251H72V252L74 253V255L76 256V255H78V254L80 253V251H78V250L75 251ZM43 251H42V253H43ZM64 251H63V254H64ZM89 251H90V253H89ZM96 251H97V252H96ZM67 252L65 251L66 254H67ZM76 252H77V253L79 252V253L76 254ZM84 252H86V250H85ZM94 252H96V253H94ZM57 253H60V252L58 251ZM73 253H72V254H73ZM233 253H235V254L232 255V256L237 257V258H238V256H240V255L242 254V253H240V252H236V251L233 252ZM233 253H232V254H233ZM238 253H239V254H238ZM63 254H62V256H63ZM69 254H70L71 256H74V255L71 254V252H69L68 255H69ZM99 254H100V252H99ZM45 255H44V256H45ZM48 255L45 256V257H46V260H45V261L48 262V264H49V263H50V264H54L55 262H54V261H51L52 258L50 257V258H51V259H50L49 257H47ZM57 255H58V254H57ZM70 255H69V256H70ZM82 255H83V254H82ZM65 256H66V255H65ZM75 256H74V257H75ZM78 256H80V255H78ZM78 256H76V257H78ZM99 257H100V255H99ZM47 258H48V259H47ZM93 258H92V259H93ZM246 258H247V257H246ZM248 258H249V257H248ZM49 259H50V260H49ZM94 259H93V260H94ZM48 260H49V261H48Z\"/></svg>","mask_w":264,"mask_h":264}]
</instances>
